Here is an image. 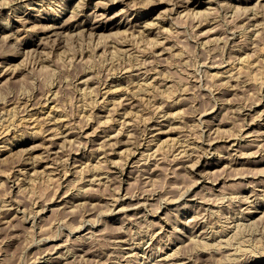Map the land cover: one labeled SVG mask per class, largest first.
I'll use <instances>...</instances> for the list:
<instances>
[{"label":"rangeland","instance_id":"rangeland-1","mask_svg":"<svg viewBox=\"0 0 264 264\" xmlns=\"http://www.w3.org/2000/svg\"><path fill=\"white\" fill-rule=\"evenodd\" d=\"M1 1H2V3H1ZM3 1L6 2V0H0V4H1V8H2V9L1 8L0 9H1V11L4 12V15H2L0 17V74L1 75L5 74V75L3 76V78H0V109H1V111H0V117H1L0 118V124H1L0 127L3 126L4 123H6V124H4V126L8 130V132L10 131L9 133L11 134V136H13V134H16V135L18 134L19 138H16L12 141V143L14 142L15 144L11 143V144L7 145L8 151L5 154L0 155V211H1V213L3 212V214L0 213V264H33V263L34 264H46L47 262H48L47 264H117V263L120 264V262H121V264H153L154 262H155V264H166L169 260L164 262L161 259H162L163 255H165V254L167 255V252L169 255H170V252H171V255L175 254L177 256L178 254H180L177 257L184 255L183 256L184 259L182 257H180V258L185 260L184 262L187 261L186 263H188V264H194L197 261H198L197 262L198 264H203L201 262H204L206 264H225L226 260H227V262H226L227 264H232L231 262H229L232 260V258H233L232 262L234 264H240V263L244 264L247 261V259H249L248 263L246 262L245 264H249L252 260H255V259L260 260L261 258L264 259V255H263L264 254V246H263L264 244L261 245L262 243H264L263 242L264 239H262L263 240L262 242L260 240V237L264 238V236H262V234L264 235V219H263L264 218V214H263L264 213V191H263L264 190V162H263V160H264V153H263L264 152V148H263L264 147V145H263L264 144V142H263L264 141L263 140L264 139L263 138L264 137V121H263L264 120V110H263L264 109V106H263L264 105V97H263L264 96V61H263L264 60V55H263L264 54V23H263L264 22V8H259L260 7L259 4L256 3V4H258V5H256L255 1H253L252 3H247V0H224L222 3L221 2L222 0H221L219 2L218 1L216 2V4L219 7L215 3H207V4H205V6L203 5L201 7L195 8L194 12L190 11L188 14H186L189 16V18L186 19V17H188V16L185 17V15H184L185 12H182L184 17L183 18L181 17L182 13L181 12L179 13V10L181 11V9H179L175 5L176 0L175 1L174 0H100L101 1L100 3H102V4L98 3L97 0H88V1H86V0H79V1L78 0H70V1L69 0H63V3H62V0H52L54 3L50 0L52 2V4H51V2H49V3L44 4L43 5L44 7L42 6V8L39 5L34 7V8H38V10L27 11V10L23 9V11L26 12L28 15H29V13H31V15H32V16H30L32 24H29L28 26L23 27V26L19 25V23H15L13 21H11V24H10V22L8 23V19H7L8 16L11 18V7L13 8L16 5L17 0H9V4H8V2H6V6L4 4L5 2H3ZM133 1H135L137 3H134ZM194 1H200V0H194ZM202 1L204 3L208 2V0H202ZM10 2H11V4H10ZM57 2H59V4ZM80 2L83 5H85L86 8ZM132 2H133V4H132ZM227 2L232 3L233 6H231L232 4H229ZM67 3H69V4H67ZM95 3H98V4L96 5ZM2 4H4L5 8L2 7L3 6ZM56 4H57V6H56ZM75 4H77V5H75ZM136 4H138V5L135 6ZM220 4H224V5L228 4L229 6L226 5V7H225L224 5H220ZM235 4L241 7V11H239L240 7L236 6ZM252 4H255V6H257V8L256 7H255L256 9L254 7L252 8V6H254ZM131 5H133V6H131ZM210 5H212V7ZM58 6H62L61 7L62 9L60 8V12H58L60 14L59 16L54 14L57 12L56 10L59 8ZM76 6H78L80 9ZM80 6H83V7H80ZM129 6H131V8ZM170 6H172V7H170ZM207 6L211 7L212 10H211V8L209 9ZM230 6L232 7L233 10L231 9ZM247 6H249L248 7L249 10L250 9H253V10L249 11L248 9H245V8H247ZM52 7L53 8L55 7V8L52 9ZM73 7L75 8V10ZM236 7H238L239 9ZM261 7H262V5H261ZM44 8H45V10H44ZM258 8L260 9L259 12H258ZM172 10H174V11H172ZM204 10L206 12H204ZM207 10H209V11H207ZM245 10L246 11L248 10L247 11L248 13L244 12ZM42 11H43V13H42ZM72 11L75 12V16L70 15L73 13ZM196 11L200 12V13H198L199 16H198V14L197 15L195 14ZM234 11L236 13H233ZM46 12H47V14H46ZM83 12L85 14H83ZM90 12H91V15H90ZM98 12L100 14L102 12V14H104V15L102 16V14L100 15V14H98ZM208 12H210V13H208ZM76 13L77 14L79 13V14L77 15ZM92 13H94V15ZM190 13L193 14L195 17L193 15H191ZM243 13L248 14L249 17L246 16V14H245V16H243ZM96 14L99 15L98 16L99 19H97L98 17L96 16ZM92 15H93V17H92ZM157 15H159V18ZM252 15H255V16H252ZM257 15L259 18L256 17ZM94 16H96L97 18ZM178 16H180V17H178ZM190 16H192V17H190ZM196 16H198L199 18L197 19ZM250 16H252V18L254 17L255 20H251ZM261 16H262V18H261ZM35 17H36V19H35ZM70 17L71 18L74 17L73 20H71ZM38 18H42L41 22H39L37 20ZM88 18L91 19V22L95 21V18H96V21L99 20V21L103 22V24L104 25L106 24V26L108 28L103 29L100 32H98L99 37L98 36H94V37L89 36V38H88L89 34L77 36V38H76L75 35H73V36H72V34L70 35V33H73V32L71 30H69L70 32L67 31V33L69 32L68 36L69 37L71 36V38L69 39V37H67L65 35H63L62 38L65 37L68 39V40L66 39L67 41H69V40L70 41L67 42L65 40V38L64 39L61 38V40H63V41H61V43L58 44V46L60 45L59 47L57 46L58 41L56 42V46H55V41H53L54 36H52L51 38H53V39H51L49 37L50 36L49 34L46 35L48 37H46V36L44 37V35H43V32H44L43 26H44V24H46V22L47 23L49 22V21H47V19H50V21H51V19H55L56 21L59 20L60 23H62V22L65 23V21H66V23L68 25L70 20H71L70 23H79L78 21H80V22H82V20L86 21V20H88ZM202 19H203V23H202ZM4 20H6V21H4ZM195 20L196 21L198 20V21L196 22ZM259 20H261V21H259ZM257 21H258V23H257ZM43 22H44V24H43ZM148 22H149V24H151V22H152L153 25H151L152 26L151 29H145L144 30V26L146 24H148ZM159 22L161 24H158ZM253 22H256V23H253ZM66 23L64 25H66ZM124 23H125V25H124ZM199 23H201V26ZM35 24H37V25H35ZM155 24H156V26H155ZM245 24H247V25H245ZM254 24H256V25L254 26ZM261 24L263 27L261 26ZM39 25L42 27L38 28ZM171 25H172V28L174 27L173 29L170 27ZM177 25H178V27H177ZM197 25L199 27H197ZM257 26H259V27L257 28ZM175 27H177V29ZM246 27H248L249 29ZM252 27L254 29H256L257 31L254 30ZM159 28H161V29H159ZM198 28H200V29H198ZM259 28L261 30H258ZM262 28H263V30H262ZM1 29L2 30L6 29L5 31H7V33L10 32L11 30H14V34L11 36L12 38L9 37L10 39H8V40L3 39L4 33H2L3 31ZM23 29H25V30H23ZM169 29H170V31H169ZM250 29H253V30L250 31ZM134 30H136V31H134ZM143 30L145 32H143ZM153 30H154V32H153ZM155 30H156V32H155ZM174 30L176 32H172ZM133 31H134V33H133ZM146 31H147V33H146ZM246 31H248V32H246ZM260 31L262 32V34H260ZM136 32L141 33V34H138ZM244 32H246L245 35H244ZM257 32H259V34H260L259 37H257V34H258ZM135 33H136V37H135ZM142 33H143V35H142ZM148 33H150V34L147 35ZM155 33H157V34L160 33V34L157 35ZM255 33H257V34H255ZM15 34L17 36H15ZM132 35H134V36H132ZM42 36H43V38H42ZM141 36L143 38L146 37V39L144 38L145 41H144V39H141ZM156 36H157V38H156ZM158 36H159V38H158ZM92 37H93V39H92ZM96 37H97V39H96ZM130 37L133 38V40ZM253 37L256 40L253 39ZM17 38H19L21 41L19 40L20 41L19 42ZM40 38H41V41H40ZM72 38H74V39H72ZM129 38H130V41H128ZM147 38H148V40H147ZM154 38H156L157 41ZM165 38H167V39L162 43V41H163L162 39H165ZM16 39H17V41H16ZM43 39H44V41H43ZM45 39H48L47 42H49V43H47ZM136 39L143 40V42L141 41L142 42L141 43L140 41H138ZM150 39H153V40H150ZM90 40H95V41L91 42ZM119 40L121 43L120 42L118 43ZM131 40H132V45L130 44ZM158 40H159V42H158ZM25 41H28L30 43L36 41L37 43H41V46L38 47L37 50H32L33 48H31V47L30 48H28V47L23 48L22 43H24ZM99 41L100 42L104 41V42L100 43ZM124 41H126V42H124ZM137 41L140 42L141 45H139V43ZM50 42H51V44H50ZM52 42H54V43H52ZM62 42H64V43H62ZM98 42L100 44L99 47L96 46V45H98ZM150 42L152 43V45L155 42H158V44L162 43V45L159 44V46H156L157 43H155L154 44L155 47L153 45V48H151L152 46H149V45H151ZM255 42L257 43V45H255L256 44ZM146 43H150V44L145 49V46H147ZM14 44H16V45H14ZM53 44L55 47L53 46ZM101 44L103 46H101ZM120 44H124V45H120ZM203 44L205 45V48L208 46L207 49H205V48L201 49ZM109 45H110V47H109ZM204 45H203V47H204ZM252 45H253V47H252ZM258 45L260 46V48ZM51 46H53V47H51ZM118 46H120V47L122 46V47L120 48ZM261 46L263 48H261ZM94 47H96V48H94ZM114 47H116L117 55L112 54V53L116 54ZM123 47L125 49L124 52H123L124 49H122ZM127 47H129V48H127ZM159 47L161 48V50H159L160 49ZM257 47H258V49H256ZM93 48H94V50H93ZM117 48L121 49L122 52H121V50H119ZM147 48H149V50ZM95 49H96V51H95ZM102 49H105V50H102ZM112 49H114V50L112 51ZM133 49L134 50L137 49L136 51H133V52L135 54H140L141 57L139 55H136L132 58V56L134 54L132 52ZM162 49H163V51H162ZM164 49L166 50V52ZM15 50H17V51H15ZM92 50H93V53H96V52L97 53L92 55V52H91ZM117 50H119V51H117ZM234 50H236L237 52ZM257 50H259V51H257ZM87 51H88V53H87ZM107 51H108V53H107ZM111 51H112V53H111ZM158 51H162V52L159 53ZM101 52H103L102 53L103 56H101L102 55ZM136 52H138V53H136ZM155 52H157V54H159L160 56L157 55ZM240 52H242V53H240ZM83 53H84V55L82 56ZM118 53H119V55H118ZM120 53L122 54V56ZM127 53H129L130 56ZM246 53H247V56H248V54L250 55V56H248V58L249 59L251 58V60L254 63L256 62L255 59L259 60V61L261 60L263 62L258 61L255 64L256 67L254 66V68H252L248 71H244L245 73L244 72L243 73L246 75H243V73L241 74V75H243L242 76L243 81L240 78L241 75L235 78V79H240V80H235V79L231 78L229 81V78L227 79V77H225V76L220 77L219 78L220 80L218 78H214L215 76H213V75L215 74V72L216 73H218L220 71L223 72V70H226L232 64L236 63L239 60L238 58H240L242 56L247 57L246 55H244ZM41 54H42V56H41ZM124 54L126 56H129V57H126ZM154 54H155V56H154ZM234 54H236V57L237 56H239V57L236 58ZM256 54L260 58H257ZM43 55H45L47 58L45 56H44L45 58H43ZM231 55H232V57H229ZM113 56H116V57H113ZM71 57H72V59H70ZM254 57H255V59H254ZM39 58H40V60H39ZM128 58H130V59H128ZM229 58H233V60H229ZM41 59H43V60H41ZM131 59L137 60V62H136V60H135V62L133 61L134 65H136V63L140 64V62L142 60L141 63L144 64V66L145 65L146 66L143 67L142 64H140V65L137 64L139 67L135 66L132 70L128 69V68H132L134 66ZM149 59H151L150 60L151 62H149ZM152 59H153V61H152ZM36 60H38V61H36ZM128 60H130V61H128ZM138 60H140V61H138ZM147 60H148V63H150L151 65H149L148 63H144V62H147ZM225 60L230 61V63L226 62ZM40 61H44L47 66L45 65L44 62L42 64V62H40ZM231 61H232V63H231ZM128 63H130L131 65ZM128 65H130V67H128ZM40 66H43L44 69H42V67H40ZM257 66H258V68H257ZM35 67H37L38 70ZM39 67L41 68V70L39 69ZM125 67L127 68L128 72L131 74V76L128 72L125 71ZM135 68H136V70H135ZM138 68H139V71H138ZM31 69H34V70H32V72H31L30 71ZM150 70H152V72ZM255 72H257V74ZM155 74L157 75V77L154 76ZM249 74H252V75H249ZM90 75H92L93 77ZM146 75H147V77H146ZM253 75H256V76L252 77ZM87 76H89V77H87ZM212 76H213V78H212ZM86 77H87V81L91 82V83L87 82V83L82 85L81 80H85ZM247 77L249 79L252 78L253 80L251 79V81H250ZM254 78H255V80H254ZM146 79H147V81H149L148 83L151 82L152 85H154L151 87L152 91H150L149 89L146 88V86H145V84L147 82V81H145ZM148 79H150L151 81ZM142 80L145 84H142L143 83ZM132 81L133 82L135 81V83H133ZM221 81L223 83H225V85L226 84L227 85L225 86L224 84H222ZM160 82L161 83L163 82L162 85H165V86L160 85ZM164 82L165 83L169 82V83L165 84ZM237 82L238 83L241 82V83H239L240 86H239V84H237ZM242 82H244V83H242ZM249 82H251V83H249ZM229 83H230V85H229ZM137 84H140V86H138ZM156 84H158L159 87ZM217 84L220 86L222 85V86L221 87L217 86ZM233 85H235L237 88ZM242 85H244V87ZM82 86L86 89H84ZM97 86H98V88H97ZM155 86H156V88H155ZM78 87H82L83 90H82V88H78ZM109 87H110V89H108ZM137 87L139 89L138 91H136ZM232 87H233V89H232ZM240 87H243V88H240ZM128 88H129V90H127ZM134 88H135V90L133 92ZM89 89H91V91ZM146 89H147V92H149V93L146 92ZM154 89L155 90L157 89L156 93H155ZM230 89H232V90H230ZM109 90H110V92H108ZM140 90H142V91L140 92ZM87 91H89V92H87ZM126 92H128L129 95H128V93L126 94ZM135 92L137 93V95ZM151 92L154 94L152 95ZM55 93H57V94H55ZM139 93H140L141 97L139 96ZM87 94H88V96H87ZM142 95L143 96L146 95V97H144L145 102H146L145 98H147V96L148 97L150 96L149 98H147V100L150 103L148 101L146 102L148 104V106L146 105L144 100H142L143 99ZM120 96H121V98H122V96H124L123 98L125 100L122 98L123 102L121 103L123 105H119L120 104L119 102H121L120 100H122V99H119ZM133 96H137V97H133ZM138 96L141 98L140 100L144 103L140 102ZM153 96H156V97L154 98ZM151 97L153 98V100L150 99ZM55 98H57V99H55ZM179 98H181V99H179ZM49 99H51V101ZM109 99H112V100H109ZM44 100L46 101V103ZM95 101L97 103H95ZM110 101H116V102L114 104V102H110ZM126 101H129L130 104L132 105V107H131V105L129 106V102L127 104ZM175 102H177V103H175ZM5 103H8V104H5ZM23 103L26 105L25 107H24ZM53 103L56 105H54ZM256 103H258L259 106ZM44 104L46 105V107L44 106ZM99 104H100V106H98ZM105 104L106 105L108 104V105L105 106ZM117 104L120 107H118ZM137 104H139V105H137ZM140 104H142L143 106L145 105V106L142 107V105H140ZM52 105H54V106H52ZM92 105L93 106L96 105V108H95V106L93 107ZM113 105L114 106L116 105L117 107H115V109L114 108L112 109ZM134 105H137V106H134ZM30 106H32L33 108H30ZM56 106H60V107H56ZM89 106H90V108H88ZM215 106H216V108H215ZM2 107H3V109H2ZM4 107L8 111L7 110L5 111ZM39 107H41V108H39ZM106 107L108 109L109 108L110 109L108 110ZM138 107L140 108L139 110H137ZM28 108H30V109H28ZM55 108H56L55 111L56 112L58 111L56 113L58 115L57 117L60 118L61 115L63 116V118L61 117V120H63V123L60 122L62 125L63 124L68 125L70 123H71L70 126L73 125L72 127L69 126L72 129V131H71L72 134L70 133L69 136L66 137V139L70 138V141L72 140L71 138H73V142L69 141V143H68V139L66 141H64L65 140L64 138H59L56 140V142H58L59 146L57 145L54 149L53 148L47 149L49 143H47L45 140H43V138L40 135L36 136L37 134H31L32 130L30 129V127H32V125L29 123L20 122L19 119L21 117H23V118H21L20 120H22V119L25 120V118L30 119L31 117L33 118L35 115L36 117H34V118H36L37 121H38V119H40L39 122H42L44 115H46L47 112L49 113L50 110L55 109ZM85 108L87 109V111ZM91 108H92V110H91ZM125 108H128V109H125ZM157 108L160 109V112L157 111ZM9 109L10 110L14 109V113H15L14 117L18 116L19 118L15 119L14 117L12 118L11 115L9 116L8 115V113L10 111ZM20 109H22V111ZM130 109H132L133 112H134V110H136V111L133 113ZM2 110L4 113L2 112ZM17 110H18V112H15ZM28 110H29V112H28ZM107 110L108 111L111 110L110 113L111 114L115 113V114L113 116H111V114ZM115 110H117V111H115ZM129 110L131 111V114H129L130 113ZM210 110L211 111L213 110V111L211 112ZM41 111H42V113H41ZM60 111H63V112H60ZM79 111H80V114H79ZM92 111H94V112H92ZM126 111H127V114H123ZM214 111H216V112H214ZM260 111H263V112L261 113ZM24 112H26V114H24ZM83 112L86 113L85 115L89 119H86L87 117L84 115ZM88 112H91L92 115H91V113H88ZM96 112H98L99 118H97L98 116H97ZM141 112L142 113L144 112V113L142 114ZM204 112L205 113L207 112L206 113L207 115ZM243 112H245V113H243ZM121 113H122V115H121ZM132 113L134 115H132ZM137 113H138V116H136ZM139 113L141 115H139ZM257 113L260 114L259 115L260 117H258ZM107 114L110 115L109 116L110 118H108L109 121L106 120L108 117ZM166 114L168 115L169 119L167 118ZM169 114L172 116L169 117ZM245 114H247V115H245ZM255 114L257 116H255ZM90 115H91V117L93 116L92 117L93 119L90 117ZM120 115L122 118H120ZM125 115H127L126 116L127 118L125 117ZM251 115L255 116V117H252ZM8 116L11 118H7ZM68 116L70 119L67 118ZM103 116H104V118H103ZM135 116H136V118H135ZM37 117H38V119H37ZM41 117H42V119H41ZM64 117H65V119H64ZM94 117H95V119H94ZM111 118H112V120L110 122ZM123 118H124V120L121 121ZM171 118H173V119L175 118L174 119L175 121L174 120L172 121ZM252 118H256L255 119L256 121H254L255 123L252 121ZM12 119L13 120L15 119V121H12ZM68 120L72 121V122L69 123ZM114 120L118 121V123ZM129 120H130V122H129L130 125L128 124ZM97 121H99L101 123H98ZM107 121L109 122L108 125H107V123H108ZM131 121H133V122L131 123ZM150 121H152V122H150ZM10 122H11V124H10ZM17 122H20L23 126ZM65 122L68 124H66ZM104 122L105 123L107 122V123L104 124ZM175 122H176V124H175ZM121 123H123V124H121ZM201 123L202 124L204 123V124L201 125ZM97 124H99V125H97ZM6 125H8V126L11 125V127L10 126L8 127ZM27 125H29L30 127L28 126L29 127L28 128ZM59 126H61V125L59 124ZM75 126H76V128H75ZM127 126H128V128H127ZM210 126H211V128H210ZM44 127L41 126L40 129L43 130V128H44V130H47L48 128H50L48 125H44ZM96 127L101 128V129L98 130V128H96ZM120 127H122L121 131H123V130L124 131L127 130V131H125V133L120 131L121 134H119L120 132L114 133L115 129L116 128L119 129ZM214 127L216 129H214ZM252 127H254V128H252ZM94 128H96V129H94ZM111 128H113L114 132L112 131ZM74 129L77 131H75ZM102 129L105 132H103ZM117 129H116V132L120 130V129L119 130H117ZM145 129H146V131H145ZM212 129H213V131H212ZM245 129H246V131H245ZM258 129H259V131H258ZM129 130H130V132H129ZM251 130H253V131H251ZM260 130L262 131L261 134H260ZM73 131H75L77 133V136H75L76 133ZM144 131L148 134H146V133H145L146 135L143 134ZM201 131L204 133L201 134ZM211 131H212V133H211ZM248 131L251 134H252V132H254V134H252L253 135L252 137L245 138V137H247L246 135H247ZM257 131H258V133H257ZM92 132L96 133L98 135L93 134ZM110 132L112 135L118 134L117 135L118 137L114 135L116 137V138H114V140L118 139L117 142H119V143H116V144L119 146H121V144H122V146L119 147V146H116V144H115L114 145L115 147H114L112 145L114 148L112 146L107 148L106 155H104L105 152L99 147L100 146L99 145L100 144L99 137L97 138L96 136H102V135L108 134ZM127 132H128V135H127ZM217 132L220 136L222 135V137L224 139H228V140H226V142H225V140L222 137L217 135ZM241 132H243L242 135H244V134L245 135L242 136L240 134L239 138H238L237 134H239ZM88 133L92 134V136L89 135ZM214 133H216V135ZM100 134H102V135H100ZM21 135H22V137H21ZM31 135L32 136L34 135V137H32ZM153 135L155 137L157 136L156 137L157 140H155V141H157L156 143L159 144V142L161 140L160 144L164 147L163 148L161 146L163 148V151H162V148L156 147L157 150L155 152L154 151H152V152L148 151L147 152V145L153 139V137H154ZM180 135H182V137ZM235 135L237 137H235ZM93 136L96 138H94ZM146 136H148V137H146ZM210 136H212V138H210ZM215 136H217V138ZM230 136H232V137H230ZM124 137H125V139L126 138L128 139V140L126 139L127 140L126 143L124 141ZM149 137H150V139H149ZM205 137L207 139L209 137V139H208L209 141ZM120 138H123L122 141L124 144L121 142ZM130 138H132V139H130ZM144 138H146V140ZM85 139H87V141ZM88 139H89V141H88ZM148 139H149V141H148ZM183 139H185V140L188 139L187 140L188 144L186 142L184 145L183 143L185 141ZM203 139L205 141H203ZM251 139L256 140V142H254L255 147L254 146L251 147L252 150L258 149L256 151V152H258V154L255 153V155L257 154L256 156H254V153H253L255 151H253L252 154H251V152L249 154V150L246 148L247 146L242 147V145H247V142L250 143ZM92 140L95 142V143L93 142L94 144L91 142ZM211 140H217V141H214V142L212 141L213 142L212 143V142H210ZM41 141H45V143L41 142ZM128 141H130V142L128 143ZM131 141L133 142V144L134 143H136V144H134V146H133ZM141 141L143 142V146H142ZM96 142H97V144H96ZM162 142H164L165 144L164 143L162 144ZM224 142L226 143V145L227 144L228 145L226 146ZM231 143H234V144H231ZM260 143L262 144L263 147H261ZM44 144H47V146ZM60 144H63V145H60ZM196 144H198V145H196ZM96 145H98V146H96ZM181 145H182V147H181ZM183 145H184V148H183ZM218 145H220V146H218ZM229 145H232V149L230 148L231 146L229 147ZM60 146H62V148ZM95 146H96V148H95ZM190 146H191V148H190ZM194 146H196V147H194ZM204 146L207 148V151H206V148H204ZM208 146L209 147L212 146L211 150ZM257 146L258 147L260 146L261 148L260 147L259 148L261 150L259 148H256ZM125 147H126V149H125ZM131 147H133V148H131ZM201 147H202V149H201ZM228 147L230 149H228ZM241 147H242V149H241ZM9 148H10V150H9ZM97 148H98V150H97ZM123 148L125 151L124 153L122 152ZM127 148H131L133 150L136 149L135 151H137V152H135L131 149H127ZM177 148H178V150H177ZM180 148L183 149V150H181L182 153L180 152ZM187 148H188V150H187ZM192 148H193V151H192ZM216 148H217V150H216ZM233 148H234V150H233ZM262 148H263V151H262ZM95 149H96V151H95ZM99 149L102 150L103 152L100 151ZM158 149H159V151H158ZM196 149H198V151ZM240 149H241V151L243 149H245V150L240 152ZM251 149H250V151H252ZM56 150L57 151L59 150L60 152L59 151L57 152ZM116 150L119 152H117ZM127 150L130 151V154L132 155V157ZM141 150H142V152H141ZM144 150H146L145 152H147V153H145ZM176 150L178 151V153H180L179 156H178V153L175 152ZM208 150H210V151H208ZM229 150H230V152H229ZM52 151H54V152H52ZM91 151L93 152V154L91 153ZM108 151H111L114 156L112 155L111 152H108ZM188 151H191V154H189L190 152L188 153ZM225 151H226V153H225ZM244 151H245L246 155L244 154ZM101 152L104 154H102ZM153 152L156 153L157 155L158 154H160V155L158 157H157V155H156V157H154L155 154ZM193 152H194V155L192 154ZM196 152L197 153L199 152L200 155H198ZM204 152H206V153H204ZM231 152H233V153H231ZM99 153L102 155V157H101V155H99ZM120 153H121V155H120ZM133 153L135 155V159H134ZM228 153L230 155L232 154L231 157ZM247 153L249 154L248 156H247ZM56 154H57V156H56ZM116 154H118V155H116ZM195 154H197V155H195ZM201 154H203V156H201ZM204 154L207 156H205ZM236 154H237V156H236ZM243 154H244V156H243ZM39 155L44 156V157L40 158L41 156L39 157ZM65 155H68L67 157H69V156L70 157L66 159ZM183 155L186 156L185 160L183 158L184 157ZM191 155L193 157H191ZM46 156L49 157V160H47ZM172 156H174L175 158L173 157L174 159H172ZM189 156H190V158H188ZM220 156H221V158H220ZM241 156H243V158H241ZM249 156H250V158H252V160L249 158ZM64 157H65V159H64ZM75 157H77V159ZM108 157H110V158H108ZM127 157H129V158H127ZM143 157H145V158H143ZM151 157H153V158H151ZM180 157L183 159H181ZM198 157L199 158L203 157V158L202 159L200 158V160H198L199 159ZM34 158H35V161H34ZM39 158L41 159V161H42V159H44V161L40 163ZM86 158H88V159H86ZM94 158H95V160H94ZM97 158L101 162L106 161L105 164L101 163L99 160H97ZM177 158H179V159L177 160ZM30 159L32 160L31 162L34 164H35V162H39V163L35 164V165H37L36 166L37 170L38 169L41 170V171L38 170L39 171L38 176L35 175L37 177H35L34 175L30 176L31 173H29V172L33 173L34 170L28 166L26 167V165H25L26 161H30ZM68 159H70L71 162ZM89 159H90V162H89ZM109 159H111L112 162ZM127 159H129V160H127ZM66 160H67V162H65ZM113 160H114V162L116 160L117 165L116 164L112 165V163H114ZM118 160L121 162H118ZM135 160H137V161H135ZM141 160L143 163L140 162ZM143 160L144 161L148 160L149 165H148V163H144ZM255 160H257V161H255ZM68 161L70 162L69 163L70 165L68 164ZM83 161H85V162L87 161L88 164L84 165L85 162L83 163ZM126 161H128L129 163ZM182 161L184 164L182 163ZM188 161H189V163H188ZM197 161H200V162H197ZM207 161H209V162H207ZM230 161H231V163H230ZM249 161H250V163H249ZM58 162L60 163V166H58L59 165ZM73 162L74 163L79 162V163H77L78 165L76 166L75 165L76 163L74 164ZM232 162L234 165L232 164ZM47 163H50L51 166ZM61 163L64 167L61 165ZM190 163H191V165H192V163L193 164L194 163H197V164L201 163V164H198V165L196 164V168L190 169V167H191ZM205 163H207V164H205ZM243 163H245V164L243 165ZM81 164H83L82 166L84 168L81 166ZM95 164H98V165H95ZM215 164H217V165H215ZM44 165H49L48 169L51 168L50 172L48 169H46L47 172L45 173V171L43 170ZM87 165L89 166L90 170H89V168L88 169L86 168V167H88ZM100 165H102V166L100 167ZM178 165H179V167H182V168H179ZM184 165L185 166L190 165V166L189 167L186 166V168H184L185 167ZM65 166L68 168V170H66L67 168ZM71 166H74V167H71ZM98 166L100 168H98ZM143 166H144V168H143ZM225 166H227V167H225ZM60 167H63V168L61 169ZM78 167H79V169L82 168L85 170L84 171H82V169L77 170ZM18 168L20 169V172H19ZM58 168H60V169H58ZM148 168H150V170ZM25 169L28 173H26ZM52 169L54 170V173L51 174V172H53V171H51ZM64 169H65V171H64ZM151 169H153V171H151ZM187 169L188 170L190 169V170L188 171ZM21 170L23 173H21ZM59 170H61L60 171L61 173L59 172ZM95 170H97V171H95ZM144 170L145 171L147 170V174H145L146 172ZM69 171H70V173H66ZM141 171H142V173H141ZM209 171H211L210 174H209ZM42 172L45 175H42L43 174ZM100 172H101L102 176L100 175ZM199 172H201V173H199ZM25 173H26V175H25ZM111 173H113V174H111ZM59 174H60V177H59ZM66 174H68V175H66ZM47 175L52 177V178L48 177ZM94 175L95 176L99 175V177L101 176L102 178H97ZM122 175H123V177H122ZM57 176L59 177V179H56ZM147 177L150 179H148ZM64 178H66V179H64ZM103 178H105V179H103ZM197 178L198 179L201 178L202 181H201V179L199 181ZM20 179L23 180L25 182V184ZM26 179H28V180H26ZM30 179H32V180L30 181ZM36 179H37V181H36ZM39 179H41V180H39ZM50 179L52 181H50ZM13 180H14V183H13ZM17 180L18 181L20 180V182L18 183ZM87 180H89L88 182H90L92 184L89 183V185H88V182H86ZM94 180H96V181H94ZM203 180H204V182H203ZM26 181H27V183H26ZM34 181H36V183ZM101 181H103V182H101ZM95 183H96V185H94ZM195 183H197V185H195ZM26 184H28V185H26ZM30 184H31V186H34V187H31ZM15 185H16V187H14ZM22 186H23L24 191H22ZM26 186L27 187L30 186V189L27 188ZM78 188L80 189L81 192H83L82 194ZM83 189H85V190H83ZM76 190H77V192H76ZM84 191H86V192H84ZM183 191L185 192V194L187 193L186 191H188V193H187L188 195L187 194L185 195L184 193H182ZM249 191H252V192H249ZM79 192H80V195H78ZM229 192H232V193L229 194ZM258 192L261 194H256ZM74 194H75V196H74ZM65 195H66V197H64ZM132 195H133V197H132ZM134 195L135 196L137 195V196L135 197ZM138 195H139V197H138ZM192 195H196V196H192ZM223 195H224V197H223ZM227 195H229V196L227 197ZM87 196H89V197H87ZM180 196H182V197L180 198ZM183 196H184V198H183ZM234 196L237 197L238 199L235 200ZM238 196H240V197H238ZM80 197H81V199H80ZM219 197L221 199L222 198L223 199L221 200ZM226 197H227V200H229V199L230 200L225 201ZM245 197L249 200L245 199ZM251 197H252V200H251ZM116 198H118V199H116ZM189 198H191V199H189ZM217 198H219V199H217ZM231 198H233V200H231ZM241 198H242V200L244 199V201L247 200L249 202L246 201L247 202L246 203V202L242 201ZM72 199H74V200L76 199L75 201L73 200L75 202V204L72 201ZM123 199H125V200H123ZM181 199H182V203H181ZM184 199H186V201ZM205 199L207 200V202H205L206 201ZM82 200L86 201V204H84V202ZM239 200H240V203H239ZM137 201H139V202H137ZM215 201L217 204L214 203ZM220 201H222L221 206L219 204ZM77 202H78V204H77ZM130 202H132V203H130ZM63 203H66V204H63ZM68 203H69L70 207L68 206ZM81 203L83 204V206ZM113 203H115V204H113ZM133 203H135V204L133 205ZM183 203L186 204V207ZM231 203H232V205H231ZM76 204H77V207H75ZM80 204H81V206H80ZM188 204H189V206H188ZM251 204L254 205V207ZM10 205H12V206H10ZM63 205H64V207H63ZM73 205H75V206H73ZM197 205L200 206V208ZM3 206L5 209H7L6 210L7 212L5 211L4 208L1 209V207H3ZM71 206L75 210H76V208H79L80 211H79V209H78V211H74V212H77L74 215V212H73V209ZM208 206H210V207H208ZM229 206H230V210H231L230 212L228 210ZM11 207H13V208H11ZM17 207L19 209L20 208L21 209L19 210ZM110 207L113 209H111ZM125 207H127V208L124 209ZM221 207H223V208H221ZM241 207H242L243 211H242V209H240ZM40 208H41V210H40ZM45 208H46V211H45ZM69 208L71 209V211ZM160 208H161V210H160ZM173 208H175V209H173ZM192 208H194V209H192ZM212 208H214V209H212ZM250 208L252 209V211L248 212L249 210H251ZM256 208H258V209L255 210ZM17 209H18V211H17ZM38 209H39V211L37 212ZM197 209L199 210V212L202 213V215H204V217L202 215H200L201 213H199V214L196 213L198 211ZM201 209H203V210H201ZM8 210H10V212ZM15 210L17 211V213ZM43 210L45 212H43ZM64 210L66 211V216H64V214H65ZM193 210H195V211H193ZM208 210L209 211L212 210L211 213ZM219 210H220V212H219ZM67 211L69 213H67ZM184 211H186V212H184ZM213 211H218V213L217 212L215 213ZM225 211H227V212H225ZM236 211H241V212L236 213ZM244 211H247V212H244ZM39 212H41V213H39ZM82 212H84V213H82ZM156 212H159V213H156ZM206 212H207V214H206ZM224 212L227 215L230 214V217H229V215L227 216ZM14 213L16 214V216L13 215ZM182 213H183V215H182ZM7 214L9 216H11L12 218L9 217ZM68 214H71V216L69 217ZM157 214H159V215H157ZM261 214H263L262 218L260 217ZM40 215L42 218L40 217ZM82 215H84V216L82 217ZM87 215H89V216L86 217ZM213 215H215V216H213ZM239 215H240V217L241 216L242 217L240 218ZM199 216H200V218H199ZM205 216H207V217H205ZM38 217H40L41 219L40 218L38 219ZM64 217H65V219H64ZM159 217H161V218H159ZM191 217H194L195 219L193 221H190L189 219H191V220L193 219ZM212 217L214 219H212ZM249 217H250V219H247ZM9 218H11V219H9ZM81 218H82V221H81ZM206 218L208 221L204 220ZM229 218H230V221H227V220H229ZM231 218L233 220H231ZM239 218H240L241 222H240ZM258 218H261L260 222H257ZM6 219H9V221H7ZM217 219L220 222V225H218L219 222H217ZM253 219L256 221H253ZM145 220H147L148 222ZM165 220H166V222H165ZM175 220L177 223L175 222ZM195 220H197L198 223ZM209 220H210V222H209ZM212 220H213V222H211ZM187 221H188V223H187ZM249 221L252 222V223L250 222L251 225H250ZM192 222H194L196 224L193 225ZM232 222H233V224L234 223L235 224L234 225L229 224ZM242 222H244L245 224H243ZM246 222H248V223H246ZM253 222L256 223V225ZM36 223H38V224H36ZM211 223L213 225H211ZM226 223H228V224L226 225ZM175 225H176L177 230L173 229V228H175ZM188 225H189V227H188ZM228 226L230 229L227 228ZM236 226H238L239 228ZM242 226H245V227H242ZM253 226H256V228L258 226V228L256 229ZM161 227H164V228L161 229ZM206 227H209V228H206ZM247 227H249L248 228L249 230L247 229ZM241 228H243L245 230H243ZM42 229H43V231H42ZM182 229H184V230H182ZM234 229H236V232ZM178 230H180V231H178ZM188 230H190L191 232L190 231L188 232ZM200 230H201V232H200ZM213 230H214V232H213ZM230 230H231V233L233 235L230 233ZM233 230H234V232H232ZM239 230H243V232L240 231L242 233V235H241V233H238ZM250 230H252V232L254 234L252 232H250ZM254 230H258L257 233H259V231H261L260 234H258V236H256L257 238L254 236L255 232H256V231L254 232ZM119 231H121L120 235H119ZM182 231H185V232H182ZM192 231H193V233H192ZM221 231L223 233H225L224 234L225 236L223 235V233ZM226 231H228V232H226ZM90 232L93 233L94 236H92L93 234H91ZM211 232L214 233V235L211 234ZM138 233L140 236H138ZM196 233L198 235V240H201V242L197 241L198 244L196 246H194L196 244L195 242L197 240ZM202 233H204V234H202ZM229 233L231 236L229 235ZM236 233L238 234L237 236H239V237H237V239H239L237 241H236V238L234 237V234H236ZM257 233H256V235H257ZM151 234L152 235L156 234V235H154L155 236L154 237V236H151ZM199 234L201 236H199ZM216 234L219 235V237L218 236L216 237ZM243 234H244V236H243ZM248 234L251 235V238ZM137 236H138V238H137ZM149 236H151V237H149ZM192 236L194 238H196L195 242H194V238ZM203 236H206V237H203ZM126 237H127V240H126ZM129 237L131 239H129ZM143 237H145L144 239H146V240H144ZM191 237H192V239H189ZM208 237H210V238H208ZM222 237H223V239L229 238V240L227 239V240L223 241ZM245 237H246V239H245ZM47 238H49V239H47ZM139 238H140V240H139ZM155 239H156V241H155ZM169 239H170V242H169ZM187 239H189L191 241L193 240L192 243H191V241H189V242L196 249L188 243ZM213 239H214V242L216 241L215 244L217 243V244H219V246L216 244L217 246L215 245V246L211 247V245H214ZM231 239H233V240H231ZM240 239L241 240L244 239V240L240 241ZM247 239H248V241H245ZM249 240H250V242H249ZM256 240L257 241L259 240L260 243H259V241L257 242ZM120 241H122V242H120ZM134 241L136 243H134ZM139 241H141V242H139ZM171 241H173V242H171ZM205 241H208V244ZM226 241L229 244L225 243ZM231 241H233V243L236 246H238V244H239L241 248L245 245L244 246L245 248L243 247L244 250L243 249L240 250L239 247H238L239 250L238 249L236 250V248H235L236 246L234 244H232ZM244 241H245V243H240V242H244ZM115 242H117L118 244ZM202 242L206 243L207 245L203 244ZM255 242L257 245L255 244ZM129 243H130V245H129ZM133 243L135 244V246ZM146 243H148L147 244L148 246L146 245ZM149 243L150 244L152 243V244L150 245ZM182 243H184L183 246L181 245ZM186 243H188L190 246H187L188 244H186ZM221 243H223V244L225 243L224 248H222L223 244H221ZM246 243H247V245H246ZM250 243H251V246H250ZM139 244H140V246H139ZM154 244H156V245H154ZM59 245H61V246H59ZM118 245H119V247H118ZM198 245H199V247H198ZM203 245L207 246L206 248H208L209 250L207 249L208 250L207 251L206 249H204L205 246L203 247ZM228 245L230 247H228ZM122 246H124V247H122ZM128 246H130L132 248L134 247L133 250L130 251V253L132 255L128 253L130 256L127 255V252H126L127 250L124 249ZM160 246L162 247L164 252L162 251ZM178 246H181L182 249ZM208 246H210L211 248H209ZM247 246H249V248ZM254 246L255 247L258 246L257 248H259L260 250L255 248ZM156 247L161 249V250L157 249ZM174 247H177V248H174ZM216 247H217V249H219L218 247H220L223 252L220 251V249H219V251L217 250L218 251L217 252ZM233 247L235 248L236 253H234ZM55 248H56V250H55ZM246 248H248V250ZM41 249H42V251H44V250L49 251V253H46L45 251L42 252ZM66 249H68V250H66ZM154 249L158 252H156ZM173 249L175 252L173 251ZM194 249L196 251L197 250L198 251L196 252ZM250 249H252V250L254 249V250L252 251ZM256 249H257V251H256ZM202 250H204V251L206 250V251L202 252ZM261 250H262V252H258ZM50 251H52L53 253ZM176 251L178 253H176ZM226 251H227V253H226ZM229 251H230V253H229ZM231 251H233V253H231ZM240 251H243L244 254L239 253ZM111 252H112V254H110ZM113 252L115 254H113ZM120 252H122L121 253L122 256L118 255V254H120ZM123 252L125 253V255ZM210 252H212V253H210ZM219 252L222 255H219L218 254ZM250 252L251 253L255 252V253L253 255V253L251 254ZM41 253L42 254L46 253V254L42 255ZM68 253L70 254V256ZM206 253L211 254L210 256L208 255L209 258L206 257L207 256ZM225 253L227 254V256L230 254L228 258L226 257ZM257 253L260 254L261 256H259ZM60 254H62V255L64 254L63 256H66V257H63ZM144 254L146 256H144ZM154 254L157 256H155ZM188 254H189V256H186ZM215 254H216V256H215ZM190 255H191V257H190ZM243 255H244V257H243ZM245 255H246V257H245ZM262 255H263V257H262ZM60 256H61V258H60ZM138 256H140L139 259L136 258ZM199 256H200V259H201V257L202 258L204 257L203 258L204 260L201 259L202 261H200ZM250 256H252V257H250ZM36 257H39V258L36 259ZM115 257H117V258H115ZM122 257H123V259L120 260V258H122ZM210 257H211V259H210ZM222 257L226 258V259L224 258V260H225L224 262H223ZM230 257H232V258H230ZM238 257L239 258L241 257L242 260H241V258L239 259ZM51 258L52 259L55 258L54 261H52ZM62 258H64V259H62ZM151 258L153 260H151ZM205 258H208V260L206 259V261H205ZM220 258H222V260ZM236 258H238V260H241L240 263L238 262V260ZM38 259H40V260H38ZM41 259H42V261H41ZM117 259H119L120 262ZM212 259H213V263H212ZM228 259H231V260H228ZM34 260H35V262H34ZM146 260H148V261H146ZM195 260H196V262H195ZM221 261H222V263H219ZM143 262H145V263H143ZM170 262L173 264L174 261L170 260L168 262V264H171Z\"/></svg>","mask_w":264,"mask_h":264},{"label":"bare ground","instance_id":"bare-ground-1","mask_svg":"<svg viewBox=\"0 0 264 264\" xmlns=\"http://www.w3.org/2000/svg\"><path fill=\"white\" fill-rule=\"evenodd\" d=\"M51 1H52V0H51ZM51 1H50V0H48V1H47V0H17L16 5H15L13 8L11 7V18L8 16V18H7V19H8V23L10 22V24H11V21H13V22H15V23H19V25H21V26H23V27H26V26H28L29 24H32V23H31V18H30V16H32L31 13H29V15H28L26 12L23 11V9H25V10H27V11H29V10H38V8H34V7L37 6V5H39V6H41V8H42V6H43L44 4L49 3V2H51ZM69 1H70V0H69ZM78 1H79V0H78ZM86 1H88V0H86ZM86 1H85V2H86ZM97 1H98V3L101 2L100 0H97ZM174 1H175V0H174ZM217 1L219 2V1H221V0H208V2H205V3H204L202 0H200V1H194V0H193V1H192V0H176V1H175V2H176L175 5H176L179 9H181V11L178 9V10H179V13H180V12H181V13H182V12H185L184 15H185V17H186V16H188V15H186V14H188L190 11H193V12H194L195 8H197V7H201V6H203V5L205 6V4H207V3H215V4H216ZM223 1H224V0H222L221 2L223 3ZM253 1H255V4H256V3L259 4V6H260L259 8H264V6H263V5H264V0H247V3H252ZM3 2H5V1H3ZM6 2H8V4H9V0H6ZM6 2L4 3L5 6H6ZM52 2H53V1H52ZM52 2H51V4H52ZM55 2H56V1H55ZM133 2H134V3H137V2H135V1H133ZM133 2H132V4H133ZM221 2H220V3H221ZM229 2H230V1H229ZM229 2H227V3H229ZM245 2H246V1H245ZM1 3H2V1H1ZM14 3H15V2H14ZM53 3H54V2H53ZM57 3L59 4V2H57ZM62 3H63V0H62ZM78 3H79V2H78ZM80 3H81V2H80ZM98 3H95V4L97 5ZM172 3H173V2H172ZM225 3H226V2H225ZM233 3H234V2H233ZM4 4H2V5H3L2 7L5 8ZM8 4H7V5H8ZM10 4H11V2H10ZM67 4H69V3H67ZM81 4H82V3H81ZM100 4H102V3H100ZM229 4H232V3H229ZM237 4H238V3H237ZM242 4H243V3H242ZM255 4H252V5H254V6H252V8H253V7H254V8H255V7L257 8V6H255ZM258 4H256V5H258ZM61 5H62V4H61ZM64 5H65V4H64ZM64 5H63V6H64ZM75 5H77V4H75ZM78 5H79V4H78ZM82 5H83V4H82ZM103 5H104V4H103ZM103 5H102V6H103ZM137 5H138V4H136L135 6H137ZM150 5H151V4H150ZM216 5H217V4H216ZM220 5H224V4H220ZM226 5H228V4H226ZM226 5H224V6L226 7ZM235 5H236V4H235ZM261 5H262V7H261ZM9 6H10V5H9ZM11 6H12V5H11ZM48 6H49V5H48ZM51 6H52V5H51ZM56 6H57V4H56ZM83 6L85 7V5H83ZM83 6H80V7H83ZM94 6H95V5H94ZM100 6H101V5H100ZM131 6H133V5H131ZM131 6H129V7L131 8ZM147 6H148V5H147ZM173 6H174V5H173ZM210 6L212 7V5H210ZM217 6H218V5H217ZM224 6H223V7H224ZM228 6H229V5H228ZM231 6H233V4H232ZM231 6H230V7H231ZM236 6H238V5H236ZM242 6H243V5H242ZM249 6H250V5H249ZM249 6H247V8H245V9H248V10H249V8H248ZM43 7H44V6H43ZM58 7H59V8L56 10L57 12L55 11L56 13H54V14H56L57 16L60 15L58 12H60V8H61L62 6H58ZM76 7H78V6H76ZM95 7H96V6H95ZM170 7H172V6H170ZM177 7H176V8H177ZM207 7H208V6H207ZM211 7H208V8L210 9ZM218 7H219V6H218ZM218 7H217V8H218ZM223 7H222V8H223ZM238 7H240V6H238ZM238 7H236V8H238ZM243 7H244V6H243ZM245 7H246V6H245ZM250 7H251V6H250ZM0 8H1V4H0ZM49 8H50V7H49ZM54 8H55V7H54ZM54 8L52 7V9H54ZM56 8H57V7H56ZM73 8H74V7H73ZM78 8H79V7H78ZM78 8H77V9H78ZM85 8H86V7H85ZM148 8H149V7H148ZM173 8H174V7H173ZM228 8H229V7H228ZM256 8H255V9H256ZM259 8H258V12H259V10H260ZM1 9H2V8H1ZM1 9H0V17H1L2 15H4V12L1 11ZM61 9H62V8H61ZM79 9H80V8H79ZM81 9H82V8H81ZM174 9H175V8H174ZM213 9H214V8H213ZM215 9H216V8H215ZM223 9H224V8H223ZM229 9H230V8H229ZM231 9H232V7H231ZM234 9H235V8H234ZM238 9H239V8H238ZM243 9H244V8H243ZM243 9H242V10H243ZM41 10H42V9H41ZM44 10H45V8H44ZM46 10H47V9H46ZM72 10H73V9H72ZM74 10H75V8H74ZM83 10H84V9H83ZM148 10H149V9H148ZM168 10H169V9H168ZM211 10H212V8H211ZM225 10H226V9H225ZM225 10H224V11H225ZM232 10H233V9H232ZM248 10H247V11H248ZM250 10H253V9H250ZM250 10H249V11H250ZM47 11H48V10H47ZM49 11H50V10H49ZM69 11H70V10H69ZM76 11H77V10H76ZM99 11H100V10H99ZM150 11H151V10H150ZM169 11H170V10H169ZM172 11H174V10H172ZM207 11H209V10H207ZM239 11H241V7H240V10H239ZM247 11L245 10L244 12H247ZM35 12H36V11H35ZM44 12H45V11H44ZM72 12H73V13L70 14V15H74V16H75V12H74V11H72ZM85 12H86V11H85ZM95 12H96V11H95ZM132 12H133V11H132ZM175 12H176V11H175ZM193 12H192V13H193ZM196 12H197V11H196ZM196 12H195L196 15H197L198 13H200V12H197V13H196ZM204 12H206V11L204 10ZM255 12H256V11H255ZM260 12H261V11H260ZM38 13H39V12H38ZM42 13H43V11H42ZM49 13H50V12H49ZM65 13H66V12H65ZM143 13H144V12H143ZM150 13H151V12H150ZM208 13H210V12H208ZM233 13H236V12L234 11ZM233 13H232V14H233ZM237 13H238V12H237ZM241 13H242V12H241ZM247 13H248V12H247ZM253 13H254V12H253ZM46 14H47V12H46ZM46 14H45V15H46ZM76 14H77V13H76ZM78 14H79V13H78ZM78 14H77V15H78ZM81 14H82V13H81ZM83 14H85V13L83 12ZM86 14H87V13H86ZM92 14L94 15V13H92ZM98 14H100V13L98 12ZM98 14H96L97 17L99 16ZM101 14H102V12H101ZM101 14H100V15H101ZM190 14H191V13H190ZM206 14H207V13H206ZM230 14H231V13H230ZM245 14H246V13H245ZM245 14L243 13V16H245ZM258 14H259V13H258ZM7 15H8V14H7ZM39 15H40V14H39ZM90 15H91V12H90ZM90 15H89V16H90ZM93 15H92V17H93ZM103 15H104V14H102V16H103ZM142 15H143V14H142ZM179 15H180V14H179ZM182 15H183V13H182ZM182 15H181V17L183 18L184 15H183V16H182ZM191 15H193V14H191ZM241 15H242V14H241ZM249 15H250V14H249ZM5 16H6V15H5ZM96 16H94V17H96ZM157 16H158V18H159V15H157ZM157 16H156V17H157ZM193 16H194V15H193ZM198 16H199V14H198ZM198 16H196L197 19L199 18ZM233 16H234V15H233ZM246 16H248V14H246ZM252 16H255V15H252ZM252 16H250L251 20H255V18H254V17L252 18ZM259 16H260V15H259ZM33 17H34V16H33ZM97 17H96V18H97ZM136 17H137V16H136ZM160 17H161V16H160ZM178 17H180V16H178ZM190 17H192V16H190ZM194 17H195V16H194ZM248 17H249V16H248ZM256 17H258V15H257ZM70 18H71V17H70ZM73 18H74V17H73ZM73 18H71V20H73ZM75 18H76V17H75ZM77 18H78V17H77ZM96 18H95V21H93V22H91V19H89V18H88V20H86V21H83V20H82V22L78 21L79 23H70V21H71V20H70L68 25H67L66 21H65L66 25H64L65 23L62 22V23H63V24H62V23L59 22V20L56 21L55 19H51V21H50V19H47V21H49L48 23L46 22V24H44V22H43V24H44V26H43V31H44V32H43V35H44V37H45L46 35L49 34V35H50V36H49L50 38H51L52 36H54V40H53V41H55V46H56V42H57V41H58L57 46H58L59 43H61V41H63V40H61V38L63 37V35L69 37V36H68V34H69V32H70L69 30H71V31L73 32V33H70V35H71V34H72V36L75 35L76 38H77V36H82V35H86V34H87V35L89 34V35H88V38H89V36H93V37H94V36H98V35H99L98 32H100L101 30L106 29V28H108V27L106 26V24L104 25L103 22H101V21H99V20L96 21ZM137 18H138V17H137ZM187 18H189V16L186 17V19H187ZM242 18H243V17H242ZM242 18H241V19H242ZM250 18H249V19H250ZM258 18H259V17H258ZM261 18H262V16H261ZM5 19H6V18H5ZM33 19H34V18H33ZM35 19H36V17H35ZM43 19H44V18H43ZM85 19H86V18H85ZM97 19H99V17H98ZM161 19H162V18H161ZM169 19H170V18H169ZM37 20H38L39 22H41L42 18H38ZM74 20H75V19H74ZM163 20H164V19H163ZM257 20H258V19H257ZM4 21H6V20H4ZM165 21H166V20H165ZM167 21H168V20H167ZM195 21H196V20H195ZM197 21H198V20H197ZM197 21H196V22H197ZM204 21H205V20H204ZM246 21H247V20H246ZM259 21H261V20H259ZM36 22H37V21H36ZM200 22H201V21H200ZM249 22H250V21H249ZM143 23H144V22H143ZM145 23H146V22H145ZM171 23H172V22H171ZM175 23H176V22H175ZM202 23H203V19H202ZM253 23H256V22H253ZM257 23H258V21H257ZM263 23H264V22H263ZM1 24H2V23H1ZM10 24H9V25H10ZM40 24H41V23H40ZM110 24H111V23H110ZM110 24H109V25H110ZM117 24H118V23H117ZM121 24H122V23H121ZM158 24H161V23L159 22ZM195 24H196V23H195ZM199 24H200V26H201V23H199ZM204 24H205V23H204ZM35 25H37V24H35ZM41 25H42V24H41ZM124 25H125V23H124ZM140 25H141V24H140ZM151 25H153V23L151 22V24H149V22H148V24H146V25L144 26V30H145V29H151V27H152ZM245 25H247V24H245ZM248 25H249V24H248ZM255 25H256V24H254V26H255ZM258 25H259V24H258ZM33 26H34V25H33ZM155 26H156V24H155ZM251 26H252V25H251ZM261 26H262V24H261ZM34 27H35V26H34ZM39 27H42V26L39 25L38 28H39ZM159 27H160V26H159ZM170 27L172 28V25H171ZM177 27H178V25H177ZM177 27H175V28L177 29ZM197 27H199V26L197 25ZM197 27H196V28H197ZM258 27H259V26H257V28H258ZM262 27H263V26H262ZM32 28H33V27H32ZM139 28H140V27H139ZM155 28H156V27H155ZM173 28H174V27H173ZM173 28H172V29H173ZM194 28H195V27H194ZM246 28H248V27H246ZM252 28H253V27H252ZM159 29H161V28H159ZM176 29H175V30H176ZM198 29H200V28H198ZM248 29H249V28H248ZM253 29H254V28H253ZM253 29H250V31L253 30ZM1 30H2V29H1ZM5 30H6V29H3V30H2V31H3L2 33H4V35H3V39H7V40H8V39H10L9 37H11V36L14 34V30H11V31L8 32V33H7V31H5ZM23 30H25V29H23ZM40 30H41V29H40ZM138 30H139V29H138ZM140 30H141V29H140ZM144 30H143V32H145ZM175 30L172 31V32H176ZM254 30H256V29H254ZM258 30H261V29L259 28ZM262 30H263V28H262ZM19 31H20V30H19ZM19 31H18V32H19ZM67 31H69V32L67 33ZM134 31H136V30H134ZM134 31H133V33H134ZM151 31H152V30H151ZM151 31H150V32H151ZM159 31H160V30H159ZM167 31H168V30H167ZM169 31H170V29H169ZM256 31H257V30H256ZM65 32H66V33H65ZM139 32H140V31H139ZM153 32H154V30H153ZM155 32H156V30H155ZM165 32H166V31H165ZM241 32H242V31H241ZM246 32H248V31H246ZM246 32H244V35H245ZM36 33H37V32H36ZM136 33H138V32H136ZM136 33H135V37H136ZM146 33H147V31H146ZM257 33H258V34H257ZM257 33H255V34H257V37H259V35L262 34L261 31H260V34H259V32H257ZM16 34H17V33H16ZM16 34H15V36H17ZM138 34H141V33H138ZM149 34H150V33H148L147 35H149ZM155 34H157V33H155ZM158 34H160V33H158ZM158 34H157V35H158ZM247 34H248V33H247ZM252 34H253V33H252ZM252 34H251V35H252ZM255 34H254V35H255ZM36 35H37V34H36ZM142 35H143V33H142ZM242 35H243V34H242ZM242 35H241V36H242ZM254 35H253V36H254ZM132 36H134V35H132ZM132 36H131V37H132ZM139 36H140V35H139ZM144 36H145V35H144ZM162 36H163V35H162ZM248 36H249V35H248ZM38 37H39V36H38ZM46 37H48V36H46ZM83 37H84V36H83ZM93 37H92V39H93ZM98 37H99V36H98ZM131 37H130V38H131ZM137 37H138V36H137ZM164 37H165V36H164ZM250 37H251V36H250ZM254 37H255V36H254ZM254 37H253V39H255ZM257 37H256V38H257ZM11 38H12V37H11ZM42 38H43V36H42ZM64 38H65V37H64ZM64 38H62V39H64ZM70 38H71V36L69 37V39H70ZM127 38H128V37H127ZM130 38H129L128 41H130ZM139 38H140V37H139ZM144 38L146 39V37H144ZM144 38L141 36V39H144ZM156 38H157V36H156ZM156 38H154V39H156ZM158 38H159V36H158ZM14 39H15V38H14ZM17 39H18V41L20 40L19 38H17ZM17 39H16V41H17ZM51 39H53V38H51ZM66 39H67V38H65V40H66ZM72 39H74V38H72ZM81 39H82V38H81ZM83 39H84V38H83ZM96 39H97V37H96ZM131 39L133 40V38H131ZM145 39H144V41H145ZM166 39H167V38L162 39V40H163L162 43H163ZM253 39H252V40H253ZM25 40H26V39H25ZM45 40H46V42H47L48 39H45ZM49 40H50V39H49ZM67 40H68V39H67ZM67 40H66V41H67ZM120 40H121V39H120ZM120 40L118 41V43L120 42ZM123 40H124V39H123ZM132 40H131V43H130L131 45H132ZM136 40H138V39H136ZM147 40H148V38H147ZM150 40H153V39H150ZM150 40H149V41H150ZM209 40H210V39H209ZM255 40H256V39H255ZM16 41H15V42H16ZM20 41H21V40H20ZM20 41H19V42H20ZM40 41H41V38H40ZM40 41H39V42H40ZM43 41H44V39H43ZM43 41H42V42H43ZM69 41H70V40H69ZM69 41H67V42H69ZM80 41H81V40H80ZM90 41L92 42V41H95V40H90ZM97 41H98V40H97ZM138 41H140V42L142 41V42H143V40H140V39H139ZM138 41H137V42H138ZM154 41H155V40H154ZM156 41H157V39H156ZM249 41H250V40H249ZM249 41H248V42H249ZM99 42H100V41H99ZM99 42H98V45H96V46H98V47H99V45H100ZM101 42H104V41H101ZM101 42H100V43H101ZM122 42H123V41H122ZM124 42H126V41H124ZM135 42H136V41H135ZM135 42H134V43H135ZM140 42H138L139 45H141V43H142V42H141V43H140ZM151 42H152V41H151ZM151 42H150V43H151ZM158 42H159V40H158ZM158 42H155V43H157L156 46H159V44L162 45V43H159V44H158ZM160 42H161V41H160ZM16 43H17V42H16ZM21 43H22V42H21ZM47 43H49V42H47ZM52 43H54V42H52ZM62 43H64V42H62ZM106 43H107V42H106ZM109 43H110V42H109ZM116 43H117V42H116ZM120 43H121V42H120ZM150 43H146L147 46H145V49H146V47H148V45H149ZM153 43H154V42H153ZM155 43H154V44H155ZM165 43H166V42H165ZM206 43H207V42H206ZM255 43H256V42H255ZM255 43H254V44H255ZM19 44H20V43H19ZM50 44H51V42H50ZM111 44H112V43H111ZM128 44H129V43H128ZM143 44H144V43H143ZM154 44H153V45H154ZM254 44H253V45H254ZM14 45H16V44H14ZM17 45H18V44H17ZM22 45H23V48H24V47H28V48L31 47V48H33L32 50H37L38 47L41 46V43H37L36 41H35V42H32V43H30V42H28V41H25L24 43H22ZM45 45H46V44H45ZM61 45H62V44H61ZM104 45H105V44H104ZM107 45H108V44H107ZM120 45H124V44H120ZM136 45H137V44H136ZM153 45H152V43H151V45H149V46H152L151 48H153ZM165 45H166V44H165ZM203 45H204V44H203ZM203 45H202V47H203ZM207 45H208V44H207ZM207 45H206V46H207ZM253 45H252V47H253ZM255 45H257V43H256ZM20 46H21V45H20ZM53 46H54V44H53ZM53 46H51V47H53ZM55 46H54V47H55ZM59 46H60V45H59ZM59 46H58V47H59ZM63 46H64V45H63ZM66 46H67V45H66ZM101 46H103V45L101 44ZM114 46H115V45H114ZM258 46H259V45H258ZM98 47H97V48H98ZM104 47H105V46H104ZM109 47H110V45H109ZM112 47H113V46H112ZM118 47H120V46H118ZM121 47H122V46H121ZM121 47H120V48H121ZM154 47H155V45H154ZM202 47H201V49H204V48H205V45H204L203 48H202ZM207 47H208V46H207ZM207 47H206L205 49H207ZM19 48H20V47H19ZM21 48H22V47H21ZM56 48H57V47H56ZM94 48H96V47H94ZM94 48H93V50H94ZM106 48H107V47H106ZM127 48H129V47H127ZM132 48H133V47H132ZM134 48H135V47H134ZM159 48H160V47H159ZM165 48H166V47H165ZM167 48H168V47H167ZM175 48H176V47H175ZM246 48H247V47H246ZM254 48H255V47H254ZM259 48H260V46H259ZM261 48H263V47L261 46ZM17 49H18V48H17ZM53 49H54V48H53ZM98 49H99V48H98ZM114 49H115V52H116V47H114ZM114 49H112V51H113ZM117 49H119V48H117ZM122 49H124V47H123ZM145 49H144V50H145ZM147 49L149 50V48H147ZM232 49H233V48H232ZM247 49H248V48H247ZM256 49H258V47H257ZM27 50H28V49H27ZM93 50L91 51V52H92V55L97 53V52H96V53H93ZM102 50H105V49H102ZM102 50H101V51H102ZM119 50H121V49H119ZM119 50H117V51H119ZM130 50H131V49H130ZM136 50H137V49H136ZM136 50L133 49L132 52H133V51H136ZM155 50H156V49H155ZM159 50H161V48H160ZM164 50H165V49H164ZM236 50H237V49H236ZM236 50H234V51H236ZM238 50H239V49H238ZM15 51H17V50H15ZM25 51H26V50H25ZM95 51H96V49H95ZM98 51H99V50H98ZM109 51H110V50H109ZM112 51H111V53H112ZM124 51H125V49L123 50V52H124ZM141 51H142V50H141ZM146 51H147V50H146ZM162 51H163V49H162ZM162 51H158V52L161 53ZM231 51H232V50H231ZM242 51H243V50H242ZM257 51H259V50H257ZM262 51H263V50H262ZM26 52H27V51H26ZM121 52H122V50H121ZM128 52H129V51H128ZM132 52H131V53H132ZM143 52H144V51H143ZM165 52H166V50H165ZM236 52H237V51H236ZM243 52H244V51H243ZM84 53H85V52H84ZM84 53L82 54V56L84 55ZM87 53H88V51H87ZM102 53H103V52H101V54H102ZM107 53H108V51H107ZM133 53H134V52H133ZM136 53H138V52H136ZM139 53H140V52H139ZM155 53L157 54V52H155ZM240 53H242V52H240ZM255 53H256V52H255ZM258 53H259V52H258ZM258 53H257V54H258ZM43 54H44V53H43ZM85 54H86V53H85ZM90 54H91V53H90ZM112 54H113V55H117V52H116V54H115V53H112ZM120 54H121V53H120ZM127 54L129 55V53H127ZM134 54H135V53H134ZM134 54H133L132 58H133L134 56H136V55H139V56L141 57L140 54H135V55H134ZM238 54H239V53H238ZM257 54H256V55H257ZM262 54H263V53H262ZM104 55H105V54H104ZM118 55H119V53H118ZM124 55H125V54H124ZM142 55H143V54H142ZM157 55H159V54H157ZM234 55H235V57H236V54H234ZM242 55H243V54H242ZM242 55H241V56H242ZM244 55L247 56V53L244 54ZM263 55H264V54H263ZM39 56H40V55H39ZM39 56H38V57H39ZM41 56H42V54H41ZM44 56H45V55H43V58L46 57V56H45V57H44ZM101 56H103V54H102ZM121 56H122V54H121ZM125 56H126V55H125ZM125 56H124V57H125ZM129 56H130V55H129ZM129 56H126V57H129ZM154 56H155V54H154ZM159 56H160V55H159ZM248 56H250V55L248 54ZM248 56H247V57L242 56V57L238 58L239 60H238L236 63L232 64V65H231L230 67H228L226 70H223V72H221V71L218 72V73L215 72V74L213 75V76H215L214 78H218V79H219L220 77L225 76V77H227V79L229 78V81H230L231 78L235 79L236 77L240 76L244 71H248V70L254 68L256 62H258L259 60H256L255 57H254V59H255V61H256V62L254 63V62L251 60V58H250V59L248 58ZM260 56H261V55H260ZM113 57H116V56H113ZM137 57H138V56H137ZM140 57H139V58H140ZM229 57H232V55L229 56ZM237 57H239V56H237ZM237 57H236V58H237ZM40 58H41V57H40ZM40 58H39V60H40ZM46 58H47V57H46ZM81 58H82V57H81ZM81 58H80V59H81ZM257 58H260V57H258V55H257ZM37 59H38V58H37ZM70 59H72V57H71ZM128 59H130V58H128ZM154 59H155V58H154ZM252 59H253V58H252ZM254 59H253V60H254ZM262 59H263V58H262ZM41 60H43V59H41ZM47 60H48V59H47ZM135 60H136V59H135ZM135 60H134V59H133V60L131 59L132 63H133V61L135 62ZM150 60H151V59H149V62H151ZM229 60H233V58H229ZM234 60H235V59H234ZM36 61H38V60H36ZM128 61H130V60H128ZM138 61H140V60H138ZM152 61H153V59H152ZM225 61H226V60H225ZM263 61H264V60H263ZM263 61L260 60L259 62H263ZM40 62H42V64H43L44 61H40ZM50 62H51V61H50ZM136 62H137V60H136ZM141 62H142V60H141ZM141 62H140V64H142ZM143 62H144V61H143ZM155 62H156V61H155ZM226 62H229V63H230V61H228V60H227ZM37 63H38V62H37ZM44 63H45V62H44ZM48 63H49V62H48ZM48 63H47V64H48ZM130 63H131V62H130ZM130 63H128V64H130ZM132 63H131V64H132ZM144 63H148V60H147V62H144ZM231 63H232V61H231ZM35 64H36V63H35ZM35 64H34V65H35ZM40 64H41V63H40ZM42 64H41V65H42ZM131 64H130V65H131ZM137 64H139V63H136V65H134V63H133L134 66H133V67L131 66L132 68H128V67H130V65H128V67H127V66H126V67H127L128 69H131V70H132L135 66H136V67L138 66ZM140 64H139V65H140ZM148 64L151 65L150 63H148ZM220 64H221V63H220ZM223 64H224V63H223ZM227 64H228V63H227ZM259 64H260V63H259ZM34 65H33V66H34ZM45 65H46V63H45ZM142 65H143V67L146 66V65L144 66V64H142ZM142 65H141V66H142ZM152 65H153V64H152ZM43 66H44V65H43ZM43 66H40V67H42V69H44ZM46 66H47V65H46ZM46 66H45V67H46ZM222 66H223V65H222ZM222 66H221V67H222ZM224 66H225V65H224ZM228 66H229V65H228ZM30 67H31V66H30ZM40 67H39V69L41 70ZM126 67H125V71L128 72V70H127ZM138 67H139V66H138ZM218 67H219V66H218ZM255 67H256V66H255ZM22 68H23V67H22ZM33 68H34V67H33ZM35 68H37V67H35ZM46 68H47V67H46ZM141 68H142V67H141ZM150 68H151V67H150ZM257 68H258V66H257ZM146 69H147V68H146ZM146 69H145V70H146ZM153 69H154V68H153ZM223 69H224V68H223ZM259 69H260V68H259ZM32 70H34V69H31L30 71L32 72ZM37 70H38V68H37ZM135 70H136V68H135ZM143 70H144V69H143ZM155 70H156V69H155ZM221 70H222V69H221ZM256 70H257V69H256ZM86 71H87V70H86ZM90 71H91V70H90ZM129 71H130V70H129ZM138 71H139V68H138ZM140 71H141V70H140ZM150 71L152 72V70H150ZM252 71H253V70H252ZM126 72H125V73H126ZM144 72H145V71H144ZM147 72H148V71H147ZM155 72H156V71H155ZM91 73H92V72H91ZM128 73H129V72H128ZM131 73H132V72H131ZM244 73H245V72H244ZM244 73H243V75H246V74H244ZM255 73L257 74V72H255ZM83 74H84V73H83ZM87 74H88V73H87ZM129 74H130V73H129ZM253 74H254V73H253ZM4 75H5V74H4ZM4 75H1V74H0V78H3ZM92 75H93V74H92ZM92 75H90V76H92ZM133 75H134V74H133ZM133 75H132V76H133ZM142 75H143V74H142ZM243 75L240 76L241 79H242V76H243ZM249 75H252V74H249ZM84 76H85V75H84ZM130 76H131V74H130ZM154 76L157 77L156 74H155ZM210 76H211V75H210ZM213 76H212V78H213ZM254 76H256V75H253L252 77H254ZM80 77H81V76H80ZM87 77H89V76H87ZM87 77H86L85 80H81V84H82V85L88 82V81H87ZM92 77H93V76H92ZM126 77H127V76H126ZM128 77H129V76H128ZM136 77H137V76H136ZM146 77H147V75H146ZM158 77H159V76H158ZM82 78H83V77H82ZM90 78H91V77H90ZM90 78H89V79H90ZM115 78H116V77H115ZM117 78H118V77H117ZM138 78H139V77H138ZM142 78H143V77H142ZM149 78H150V77H149ZM203 78H204V77H203ZM205 78H206V77H205ZM247 78H248V77H247ZM250 78H251V77H250ZM83 79H84V78H83ZM93 79H94V78H93ZM93 79H92V80H93ZM156 79H157V78H156ZM159 79H160V78H159ZM227 79H226V80H227ZM248 79H249V78H248ZM251 79H252V78H251ZM251 79H249V80L251 81ZM113 80H114V79H113ZM119 80H120V79H119ZM137 80H138V79H137ZM139 80H140V79H139ZM148 80H150V79H148ZM163 80H164V79H163ZM168 80H169V79H168ZM213 80H214V79H213ZM215 80H216V79H215ZM219 80H220V79H219ZM224 80H225V79H224ZM235 80H240V79H235ZM252 80H253V79H252ZM254 80H255V78H254ZM256 80H257V79H256ZM89 81H90V80H89ZM145 81H147V79H146ZM150 81H151V80H150ZM158 81H159V80H158ZM164 81H165V80H164ZM166 81H167V80H166ZM217 81H218V80H217ZM242 81H243V79H242ZM79 82H80V81H79ZM92 82H93V81H92ZM132 82H133V81H132ZM137 82H138V81H137ZM142 82H143V80H142ZM142 82H141V83H142ZM148 82H149V81H147L146 84L143 82L142 84H145L146 88L149 89L150 91H152V90H151V87L154 86V85H152L151 82H150V83H148ZM156 82H157V81H156ZM219 82H220V81H219ZM221 82H222V81H221ZM225 82H226V81H225ZM234 82H235V81H234ZM244 82H245V81H244ZM244 82H242V83H244ZM88 83H91V82H88ZM133 83H135V81H134ZM153 83H154V82H153ZM162 83H163V82H162ZM162 83L160 82V85H162ZM164 83H165V82H164ZM168 83H169V82H168ZM168 83H165V84H168ZM239 83H241V82H239ZM239 83L237 82V84H239ZM249 83H251V82H249ZM79 84H80V83H79ZM142 84H141V85H142ZM154 84H155V83H154ZM219 84H220V83H219ZM222 84L225 85V83H223V82H222ZM231 84H232V83H231ZM88 85H89V84H88ZM91 85H92V84H91ZM98 85H99V84H98ZM110 85H111V84H110ZM118 85H119V84H118ZM137 85L140 86V84H137ZM156 85L158 86V84H156ZM226 85H227V84H226ZM226 85H225V86H226ZM229 85H230V83H229ZM229 85H228V86H229ZM245 85H246V84H245ZM85 86H86V85H85ZM143 86H144V85H143ZM162 86H165V85H162ZM217 86H220V85L217 84ZM221 86H222V85H221ZM221 86H220V87H221ZM233 86H235V85H233ZM239 86H240V84H239ZM242 86L244 87V85H242ZM82 87H83V86H82ZM82 87H78V88H82ZM86 87H87V86H86ZM141 87H142V86H141ZM158 87H159V86H158ZM158 87H157V88H158ZM160 87H161V86H160ZM235 87H236V86H235ZM235 87H234V88H235ZM243 87H240V88H243ZM83 88H84V87H83ZM83 88H82V90H83ZM90 88H91V87H90ZM97 88H98V86H97ZM113 88H114V87H113ZM113 88H112V89H113ZM139 88H140V87H139ZM142 88H143V87H142ZM155 88H156V86H155ZM236 88H237V87H236ZM238 88H239V87H238ZM84 89H86V88H84ZM108 89H110V87H109ZM136 89H137L136 91L139 90L138 87H137ZM144 89H145V88H144ZM147 89H146V92H147ZM232 89H233V87H232ZM232 89H230V90H232ZM77 90H78V89H77ZM89 90L91 91V89H89ZM113 90H114V89H113ZM127 90H129V88H128ZM134 90H135V88L133 89V92H134ZM149 90H148V91H149ZM154 90H155V89H154ZM156 90H157V89H156ZM156 90H155V93H156ZM214 90H215V89H214ZM227 90H228V89H227ZM227 90H226V91H227ZM236 90H237V89H236ZM236 90H235V91H236ZM85 91H86V90H85ZM130 91H131V90H130ZM141 91H142V90H140V92H141ZM143 91H144V90H143ZM52 92H53V91H52ZM87 92H89V91H87ZM108 92H110V90H109ZM153 92H154V91H153ZM217 92H218V91H217ZM219 92H220V91H219ZM229 92H230V91H229ZM232 92H233V91H232ZM53 93H54V92H53ZM106 93H107V92H106ZM127 93H128V92H126V94H127ZM131 93H132V92H131ZM135 93H136V92H135ZM142 93H143V92H142ZM147 93H149V92H147ZM151 93H152V92H151ZM55 94H57V93H55ZM55 94H54V95H55ZM104 94H105V93H104ZM107 94H108V93H107ZM133 94H134V93H133ZM144 94H145V93H144ZM153 94H154V93H152V95H153ZM105 95H106V94H105ZM128 95H129V93H128ZM128 95H127V96H128ZM136 95H137V93H136ZM56 96H57V95H56ZM87 96H88V94H87ZM139 96H140V93H139ZM139 96H138V97H139ZM142 96H143V95H142ZM54 97H55V96H54ZM114 97H115V96H114ZM123 97H124V96H122V98H123ZM125 97H126V96H125ZM133 97H137V96H133ZM133 97H132V98H133ZM140 97H141V96H140ZM140 97H139V100L141 99ZM144 97H146V95L143 96V99H142V100H144ZM149 97H150V96H149ZM149 97L147 96V98H149ZM153 97L155 98L156 96H153ZM212 97H213V96H212ZM263 97H264V96H263ZM51 98H52V97H51ZM104 98H105V97H104ZM108 98H109V97H108ZM122 98H121V96H120L119 99H122ZM147 98H145V99H146V102L148 101ZM29 99H30V98H29ZM46 99H47V98H46ZM55 99H57V98H55ZM113 99H114V98H113ZM123 99H124V98H123ZM123 99L120 100L121 102H119V103H120L119 105H123V104H121V103L123 102ZM130 99H131V98H130ZM150 99L153 100L152 97H151ZM150 99H149V100H150ZM179 99H181V98H179ZM27 100H28V99H27ZM30 100H31V99H30ZM49 100L51 101V99H49ZM104 100H105V99H104ZM109 100H112V99H109ZM117 100H118V99H117ZM124 100H125V99H124ZM126 100H127V99H126ZM134 100H135V99H134ZM44 101H45V100H44ZM97 101H98V100H97ZM107 101H108V100H107ZM132 101H133V100H132ZM136 101H137V100H136ZM3 102H4V101H3ZM100 102H101V101H100ZM104 102H105V101H104ZM110 102H114V104H115L116 101H110ZM128 102H129V101H126L127 104H128ZM133 102H134V101H133ZM140 102H142V101L140 100ZM144 102H145V100H144ZM144 102H142V103H144ZM146 102H145V103H146ZM148 102H149V101H148ZM151 102H152V101H151ZM31 103H32V102H31ZM45 103H46V101H45ZM54 103H55V102H54ZM54 103H53V104H54ZM95 103H97V102L95 101ZM106 103H107V102H106ZM124 103H125V102H124ZM149 103H150V102H149ZM175 103H177V102H175ZM178 103H179V102H178ZM5 104H8V103H5ZM23 104H24V103H23ZM26 104H27V103H26ZM101 104H102V103H101ZM132 104H133V103H132ZM134 104H135V103H134ZM256 104H258V103H256ZM256 104H255V105H256ZM27 105H28V104H27ZM32 105H33V104H32ZM54 105H56V104H54ZM54 105H52V106H54ZM86 105H87V104H86ZM96 105H97V104H96ZM96 105H94L95 108H96ZM102 105H103V104H102ZM107 105H108V104H107ZM107 105L105 104V106H107ZM130 105H131V104H130V102H129V106H130ZM137 105H139V104H137ZM137 105H134V106H137ZM140 105H142V104H140ZM146 105L148 106L147 103H146ZM262 105H263V104H262ZM21 106H22V105H21ZM25 106H26V105L24 104V107H25ZM41 106H42V105H41ZM44 106L46 107L45 104H44ZM48 106H49V105H48ZM87 106H88V105H87ZM92 106H93V105H92ZM94 106H93V107H94ZM98 106H100V104H99ZM98 106H97V107H98ZM117 106H118V104H117ZM117 106H116V105H115V106L113 105V107H112V106H111V107H112V109H113V108L115 109V107H117ZM126 106H127V105H126ZM134 106H133V107H134ZM144 106H145V105H144ZM144 106L142 105V107H144ZM153 106H154V105H153ZM258 106H259V104H258ZM263 106H264V105H263ZM7 107H8V106H7ZM15 107H16V106H15ZM22 107H23V106H22ZM49 107H50V106H49ZM56 107H60V106H56ZM82 107H83V106H82ZM84 107H85V106H84ZM93 107H92V108H93ZM108 107H109V106H108ZM118 107H120V106H118ZM127 107H128V106H127ZM131 107H132V105H131ZM140 107H141V106H140ZM9 108H10V107H9ZM30 108H33V107L30 106ZM30 108H28V109H30ZM39 108H41V107H39ZM86 108H87V107H86ZM86 108H85V109H86ZM88 108H90V106H89ZM92 108H91V110H92ZM95 108H94V109H95ZM99 108H100V107H99ZM106 108H107V107H106ZM128 108H129V107H128ZM128 108H125V109H128ZM161 108H162V107H161ZM213 108H214V107H213ZM215 108H216V106H215ZM2 109H3V107H2ZM4 109H5V107H4ZM26 109H27V108H26ZM26 109H25V110H26ZM57 109H58V108H57ZM59 109H60V108H59ZM81 109H82V108H81ZM101 109H102V108H101ZM107 109H108V108H107ZM109 109H110V108H109ZM109 109H108V110H109ZM112 109H111V110H112ZM117 109H118V108H117ZM119 109H120V108H119ZM139 109H140V108L138 107L137 110H139ZM143 109H144V108H143ZM219 109H220V108H219ZM250 109H251V108H250ZM257 109H258V108H257ZM6 110H7V109H5V111H6ZM9 110H10V109H9ZM15 110H16V109H15ZM18 110H19V109H18ZM18 110L15 111V112H18ZM20 110L22 111V109H20ZM23 110H24V109H23ZM36 110H37V109H36ZM55 110H56V108L50 110L49 113L47 112V114L44 115L42 122H39L40 119H38V117H37V119H38V121H37L36 118H34V117H36L35 115H34L33 118L31 117L30 119H26V118H25V120H23V119L20 120V119L23 118V117H21V118L19 119L20 122L29 123V124L32 125V127H30L29 125H27V127L29 126L30 129L32 130V131H31V134H37L36 136L40 135V136L43 138V140H45L47 143H49L47 149H50V148H53V149H54V148L58 145V142H56V140L59 139V138H64L65 140H64V139H63V140L66 141V140L68 139V138L66 139V137H68L69 134H70L71 131H72V129L70 128V127L73 126V125L70 126V125H71L70 122H72V121H69V120H68L70 124L66 123V122H67V121H66L65 123L68 124V125H64V124L62 125L61 123H63V120H61V117L63 118V116L61 115L60 118H58V117H57L58 115L56 114L58 111L56 112ZM83 110H84V109H83ZM88 110H89V109H88ZM96 110H97V109H96ZM108 110H107V111H108ZM111 110L108 111V112L110 113ZM130 110L132 111V109H130ZM130 110H129V111H130ZM251 110H252V109H251ZM251 110H250V111H251ZM263 110H264V109H263ZM0 111H1V109H0ZM7 111H8V110H7ZM21 111H20V112H21ZM26 111H27V110H26ZM42 111H43V110H42ZM42 111H41V113H42ZM86 111H87V109H86ZM97 111H98V110H97ZM100 111H101V110H100ZM103 111H104V110H103ZM112 111H113V110H112ZM115 111H117V110H115ZM129 111H128V112H129ZM131 111H130L129 114H131ZM135 111H136V110H134V112H135ZM143 111H144V110H143ZM157 111L160 112V109L157 108ZM161 111H162V110H161ZM210 111H211V110H210ZM212 111H213V110H212ZM212 111H211V112H212ZM2 112H3V110H2ZM28 112H29V110H28ZM60 112H63V111H60ZM92 112H94V111H92ZM119 112H120V111H119ZM132 112H133V111H132ZM134 112H133V113H134ZM214 112H216V111H214ZM251 112H252V111H251ZM260 112L262 113L263 111H260ZM260 112H259V113H260ZM3 113H4V112H3ZM34 113H35V112H34ZM43 113H44V112H43ZM64 113H65V112H64ZM83 113H84V112H83ZM88 113H91V112H88ZM88 113H87V114H88ZM96 113H97V116H98V112H96ZM133 113H132V115H134ZM141 113H142V112H141ZM143 113H144V112H143ZM143 113H142V114H143ZM164 113H165V112H164ZM204 113H205V112H204ZM204 113H203V114H204ZM206 113H207V112H206ZM206 113H205V114H206ZM243 113H245V112H243ZM246 113H247V112H246ZM249 113H250V112H249ZM261 113H260V114H261ZM14 114H15V113H14V109L10 110L9 113H8V115H9V116L11 115L12 118L14 117ZM16 114H17V113H16ZM24 114H26V112H24ZM35 114H36V113H35ZM79 114H80V111H79ZM85 114H86V113H84V115H85ZM105 114H106V113H105ZM110 114H111V113H110ZM114 114H115V113H112L111 116H113ZM123 114H127V111L124 112ZM129 114H128V115H129ZM135 114H136V113H135ZM203 114H202V115H203ZM257 114H258V113H257ZM260 114H258V117H260V116H259ZM5 115H6V114H5ZM39 115H40V114H39ZM82 115H83V114H82ZM82 115H81V116H82ZM91 115H92V113H91ZM91 115H90V117H91ZM103 115H104V114H103ZM121 115H122V113H121ZM121 115H120V118H122ZM139 115H141V114L139 113ZM158 115H159V114H158ZM162 115H163V114H162ZM166 115H167V114H166ZM202 115H201V116H202ZM206 115H207V114H206ZM216 115H217V114H216ZM245 115H247V114H245ZM3 116H4V115H3ZM9 116H8L7 118H11V117H9ZM37 116H38V115H37ZM42 116H43V115H42ZM78 116H79V115H78ZM85 116H86V115H85ZM88 116H89V115H88ZM97 116H96V117H97ZM100 116H101V115H100ZM107 116H108V117H107L106 120H108V118H110V117H109L110 115L107 114ZM123 116H124V115H123ZM126 116H127V115H125V117H126ZM129 116H130V115H129ZM136 116H138V113H137ZM136 116H135V118H136ZM142 116H143V115H142ZM142 116H141V117H142ZM164 116H165V115H164ZM170 116H172V115L169 114V117H170ZM201 116H200V117H201ZM203 116H204V115H203ZM214 116H215V115H214ZM249 116H250V115H249ZM251 116H252V115H251ZM255 116H257V115L255 114ZM255 116H252V117H255ZM261 116H262V115H261ZM4 117H5V116H4ZM86 117H87V116H86ZM92 117H93V116H92ZM92 117H91V118H92ZM174 117H175V116H174ZM0 118H1V117H0ZM5 118H6V117H5ZM14 118H15V119H16V118L18 119L19 117H18V116H17V117L15 116ZM28 118H29V117H28ZM67 118H69V116H68ZM97 118H99V116H98ZM103 118H104V116H103ZM126 118H127V117H126ZM132 118H133V117H132ZM161 118H162V117H161ZM167 118H168V115H167ZM167 118H166V119H167ZM176 118H177V117H176ZM250 118H251V117H250ZM256 118H257V117H256ZM256 118H252V121H253V122L256 121V120H255ZM2 119H3V118H2ZM15 119H14V120L12 119V121H15ZM41 119H42V117H41ZM64 119H65V117H64ZM69 119H70V118H69ZM86 119H89V118L87 117ZM92 119H93V118H92ZM94 119H95V117H94ZM116 119H117V118H116ZM129 119H130V118H129ZM166 119H165V120H166ZM168 119H169V118H168ZM171 119H172V121H173L175 118H174V119L171 118ZM178 119H179V118H178ZM212 119H213V118H212ZM253 119H254V120H253ZM257 119H258V118H257ZM259 119H260V118H259ZM6 120H7V119H6ZM104 120H105V119H104ZM106 120H105V121H106ZM111 120H112V118L110 119V122H111ZM117 120H118V119H117ZM119 120H120V119H119ZM123 120H124V118H123L121 121H123ZM125 120H126V119H125ZM132 120H133V119H132ZM134 120H135V119H134ZM153 120H154V119H153ZM12 121H11V122H12ZM17 121H18V120H17ZM88 121H89V120H88ZM108 121H109V120H108ZM108 121H107V122H108ZM114 121H116V120H114ZM174 121H175V120H174ZM177 121H178V120H177ZM201 121H202V120H201ZM201 121H200V122H201ZM263 121H264V120H263ZM5 122H6V121H5ZM11 122H10V124H11ZM20 122H17V123H20ZM60 122H61V123H60ZM97 122H98V123H101V122H99V121H97ZM107 122H106V123H107ZM116 122L118 123V121H116ZM129 122H130V120L128 121V124L130 125ZM132 122H133V121H131V123H132ZM150 122H152V121H150ZM150 122H149V123H150ZM212 122H213V121H212ZM212 122H211V123H212ZM259 122H260V121H259ZM3 123H4V122H3ZM7 123H8V122H7ZM73 123H74V122H73ZM106 123L104 122V124H106ZM156 123H157V122H156ZM159 123H160V122H159ZM173 123H174V122H173ZM254 123H255V122H254ZM4 124H6V123H4ZM4 124H3V126H4ZM8 124H9V123H8ZM23 124H24V123H23ZM59 124H60L61 126H59ZM74 124H75V123H74ZM104 124H103V125H104ZM108 124H109V122L107 123V125H108ZM119 124H120V123H119ZM121 124H123V123H121ZM175 124H176V122H175ZM203 124H204V123H203ZM203 124L201 123V125H203ZM251 124H252V123H251ZM0 125H1V124H0ZM12 125H13V124H12ZM18 125H19V124H18ZM20 125H22V124L20 123ZM25 125H26V124H25ZM25 125H24V126H25ZM44 125H48L50 128L47 127L48 129H47V130H44V128L46 127V126L44 127ZM97 125H99V124H97ZM107 125H106V126H107ZM134 125H135V124H134ZM151 125H152V124H151ZM213 125H214V124H213ZM213 125H212V126H213ZM247 125H248V124H247ZM254 125H255V124H254ZM256 125H257V124H256ZM3 126L0 127V137H1V138H0V155H3V154H5V153L8 151V149H7V145L11 144L12 141H13L14 139L19 138V135H18V134H17V135H16V134H13V136H11V134L9 133L10 131L8 132V130L5 128V126H4V127H3ZM6 126H8V125H6ZM9 126L11 127V125H9ZM9 126H8V127H9ZM14 126H15V125H14ZM22 126H23V125H22ZM41 126L44 127L43 130L40 129ZM69 126H70V127H69ZM101 126H102V125H101ZM149 126H150V125H149ZM154 126H155V125H154ZM217 126H218V125H217ZM249 126H250V125H249ZM25 127H26V126H25ZM29 127H28V128H29ZM215 127H216V126H215ZM215 127H214V129H216ZM257 127H258V126H257ZM14 128H15V127H14ZM75 128H76V126H75ZM96 128H98V127H96ZM96 128H94V129H96ZM103 128H104V127H103ZM121 128H122V127L119 128L120 130L116 128L117 130H119V131H117V132H116V129H115V132L113 131V128H111V129H112V131H113L114 133H119V132L121 131ZM127 128H128V126H127ZM130 128H131V127H130ZM146 128H147V127H146ZM149 128H150V127H149ZM174 128H175V127H174ZM210 128H211V126H210ZM217 128H218V127H217ZM252 128H254V127H252ZM258 128H259V127H258ZM9 129H10V128H9ZM99 129H101V128H98V130H99ZM105 129H106V128H105ZM131 129H132V128H131ZM155 129H156V128H155ZM160 129H161V128H160ZM205 129H206V128H205ZM205 129H204V130H205ZM218 129H219V128H218ZM74 130H75V129H74ZM78 130H79V129H78ZM11 131H12V130H11ZM75 131H77V130H75ZM75 131H73V132H75ZM94 131H95V130H94ZM94 131H93V132H94ZM100 131H101V130H100ZM102 131H103V129H102ZM110 131H111V130H110ZM125 131H127V130H125ZM125 131L123 130V131H121V132H124V133H125ZM145 131H146V129H145ZM145 131H144L143 134L146 133ZM147 131H148V130H147ZM212 131H213V129H212ZM212 131H211V133H212ZM221 131H222V130H221ZM245 131H246V129H245ZM251 131H253V130H251ZM258 131H259V129H258ZM258 131H257V133H258ZM93 132H92V133H93ZM96 132H97V131H96ZM103 132H105V131H103ZM121 132H120L119 134H121ZM129 132H130V130H129ZM151 132H152V131H151ZM218 132H219V131H218ZM218 132H217V135H219ZM255 132H256V131H255ZM261 132H262V131L260 130V134H261ZM11 133H12V132H11ZM16 133H17V132H16ZM75 133H76V132H75ZM81 133H82V132H81ZM100 133H101V132H100ZM106 133H107V132H106ZM114 133H113V134H114ZM131 133H132V132H131ZM153 133H154V132H153ZM153 133H152V134H153ZM202 133H204V132L201 131V134H202ZM219 133H220V132H219ZM242 133H243V132L237 134L238 138H239V135H240V134L242 135ZM246 133H247V132H246ZM21 134H22V133H21ZM71 134H72V133H71ZM88 134L92 136V134H90V133H88ZM93 134H96V133H93ZM129 134H130V133H129ZM133 134H134V133H133ZM146 134H148V133H146ZM146 134H145V135H146ZM207 134H208V133H207ZM214 134L216 135V133H214ZM252 134H254V132H252ZM252 134L248 131V133H247V135H246L247 137H245V138L252 137V136H253ZM262 134H263V133H262ZM23 135H24V134H23ZM96 135H98V134H96ZM100 135H102V134H100ZM114 135H115V134H114ZM114 135H112L111 132H110V133L105 134V135H102V136H96L97 138L99 137V142H100V144H99L100 146H99V147L105 152V154H104V153H102L103 151L99 149L100 151H102V152H101L102 154L106 155L107 148H109V147L112 146V145L114 146L116 143H119V142H117L118 139H117V140H114V138H116L115 136H117L118 134L115 135V136H114ZM123 135H124V134H123ZM127 135H128V132H127ZM130 135H131V134H130ZM130 135H129V136H130ZM157 135H158V134H157ZM203 135H204V134H203ZM203 135H202V136H203ZM244 135H245V134H244ZM244 135H242V136H244ZM24 136H25V135H24ZM29 136H30V135H29ZM31 136H32V135H31ZM40 136H39V137H40ZM71 136H72V135H71ZM75 136H77V133H76ZM75 136H74V137H75ZM83 136H84V135H83ZM119 136H120V135H119ZM151 136H152V135H151ZM151 136H150V137H151ZM153 136H154V135H153ZM159 136H160V135H159ZM159 136H158V137H159ZM180 136L182 137V135H180ZM208 136H209V135H208ZM213 136H214V135H213ZM219 136H220V135H219ZM237 136L235 135V137H237ZM257 136H258V135H257ZM21 137H22V135H21ZM25 137H26V136H25ZM32 137H34V135H33ZM39 137H38V138H39ZM79 137H80V136H79ZM84 137H85V136H84ZM93 137H94V136H93ZM96 137H94V138H96ZM117 137H118V136H117ZM130 137H131V136H130ZM146 137H148V136H146ZM150 137H149V139H150ZM156 137H157V136H156ZM156 137L154 136L153 139L148 143V145H147V152H148V151H149V152H150V151H151V152H152V151L155 152V151L157 150L156 147H158V148H162V147H163V146L160 144L161 140H160L159 144L156 143V142H157V141H155V140H157ZM215 137L217 138V136H215ZM220 137H222V135H221ZM230 137H232V136H230ZM233 137H234V136H233ZM77 138H78V137H77ZM81 138H82V137H81ZM85 138H86V137H85ZM90 138H91V137H90ZM90 138H89V139H90ZM205 138H206V137H205ZM210 138H212V136H210ZM222 138H223V137H222ZM242 138H243V137H242ZM263 138H264V137H263ZM35 139H36V138H35ZM71 139H72L71 141L73 142V138H71ZM83 139H84V138H83ZM89 139H88V141H89ZM120 139H121V142L123 143V141H122L123 138H120ZM126 139H127V138H126ZM126 139H125V137H124V141H125V143H126V141L128 140V139H127V140H126ZM130 139H132V138H130ZM142 139H143V138H142ZM142 139H141V140H142ZM144 139L146 140V138H144ZM149 139H148V141H149ZM158 139H159V138H158ZM206 139H207V138H206ZM208 139H209V137H208ZM208 139H207V140H208ZM218 139H219V138H218ZM223 139H224V138H223ZM235 139H236V138H235ZM85 140L87 141V139H85ZM93 140H94V139H93ZM93 140L91 141L92 143L94 142ZM145 140H144V141H145ZM183 140L185 141V142L183 143L184 145H185L186 142H187V144H188V141H187L188 139H187V140L183 139ZM219 140H220V139H219ZM221 140H222V139H221ZM224 140H225V142H226V140H228V139H224ZM236 140H237V139H236ZM245 140H246V139H245ZM263 140H264V139H263ZM19 141H20V140H19ZM45 141H41V142H44V143H45ZM64 141H63V142H64ZM69 141H70V138L68 139V143H69ZM71 141H70V142H71ZM132 141H133V140H132ZM132 141H131V143H132V145L134 146V144H136V143L133 144ZM134 141H135V140H134ZM163 141H164V140H163ZM181 141H182V140H181ZM203 141H205V140L203 139ZM203 141H202V142H203ZM208 141H209V140H208ZM212 141L214 142V141H217V140H211L210 142H212ZM240 141H241V140H240ZM16 142H17V141H16ZM63 142H62V143H63ZM129 142H130V141H128V143H129ZM135 142H136V141H135ZM141 142H142V141H141ZM141 142H140V143H141ZM213 142H212V143H213ZM225 142H224V143H225ZM231 142H232V141H231ZM246 142H247V141H246ZM254 142H256V140H255V139H253V140L251 139L250 143L247 142V145H242V144H241V145H242V147H243V146H244V147L247 146L246 148L249 150V154H250V152H251V154H252V152L255 151V152H253V153H254V156H256V155L258 154V152H256L258 149H257V150H256V149H255V150H252V149H251L252 146L255 147ZM257 142H258V141H257ZM259 142H260V141H259ZM263 142H264V141H263ZM13 143H14V142H13ZM13 143H12V144H13ZM59 143H60V142H59ZM66 143H67V142H66ZM86 143H87V142H86ZM94 143H95V142H94ZM94 143H93V144H94ZM163 143H164V142H162V144H163ZM14 144H15V143H14ZM63 144H64V143H63ZM63 144H60V145H63ZM88 144H89V143H88ZM96 144H97V142H96ZM123 144H124V143H123ZM138 144H139V143H138ZM164 144H165V143H164ZM208 144H209V143H208ZM231 144H234V143H231ZM235 144H236V143H235ZM244 144H245V143H244ZM256 144H257V143H256ZM44 145L47 146V144H44ZM144 145H145V144H144ZM184 145H183V148H184ZM194 145H195V144H194ZM196 145H198V144H196ZM201 145H202V144H201ZM225 145H226V143H225ZM227 145H228V144H227ZM227 145H226V146H227ZM241 145H240V146H241ZM260 145H261V147H263L261 143H260ZM263 145H264V144H263ZM58 146H59V145H58ZM96 146H98V145H96ZM96 146H95V148H96ZM113 146H112V147H113ZM116 146H119V145L116 144ZM121 146H122V144H121ZM121 146H119V147H121ZM129 146H130V145H129ZM142 146H143V142H142ZM161 146H162V147H161ZM216 146H217V145H216ZM218 146H220V145H218ZM222 146H223V145H222ZM230 146H231V147H230ZM9 147H10V146H9ZM12 147H13V146H12ZM43 147H44V146H43ZM60 147L62 148V146H60ZM99 147H98V148H99ZM114 147H115V146H114ZM114 147H113V148H114ZM137 147H138V146H137ZM140 147H141V146H140ZM181 147H182V145H181ZM187 147H188V146H187ZM194 147H196V146H194ZM199 147H200V146H199ZM208 147H209V146H208ZM211 147H212V146H211ZM211 147H209L210 150H211ZM223 147H224V146H223ZM229 147L232 149V145H229ZM229 147H228V149H230ZM242 147H241V149H242ZM259 147H260V146H259ZM259 147L257 146L256 148H259ZM261 147H260V148H261ZM45 148H46V147H45ZM98 148H97V150H98ZM116 148H117V147H116ZM116 148H115V149H116ZM131 148H133V147H131ZM131 148H127V149H131ZM163 148H164V147H163ZM163 148H162V151H163ZM185 148H186V147H185ZM190 148H191V146H190ZM190 148H189V149H190ZM197 148H198V147H197ZM204 148H206V147L204 146ZM224 148H225V147H224ZM236 148H237V147H236ZM236 148H235V149H236ZM260 148H259V149H260ZM263 148H264V147H263ZM263 148H262V151H263ZM47 149H46V150H47ZM56 149H57V148H56ZM125 149H126V147H125ZM201 149H202V147H201ZM241 149H240V152H242L243 150H245V149H243V150L241 151ZM247 149H246V150H247ZM250 149H251L252 151H250ZM9 150H10V148H9ZM131 150H133V149H131ZM135 150H136V149H135ZM135 150H133V151H135ZM177 150H178V148H177ZM177 150L175 151L176 153H178ZM181 150H183V149L180 148V152L182 153ZM187 150H188V148H187ZM196 150L198 151V149H196ZM204 150H205V149H204ZM210 150H208V151H210ZM214 150H215V149H214ZM214 150H213V151H214ZM216 150H217V148H216ZM233 150H234V148H233ZM238 150H239V149H238ZM260 150H261V149H260ZM56 151H57V150H56ZM58 151H59V150H58ZM58 151H57V152H58ZM93 151H94V150H93ZM95 151H96V149H95ZM111 151H112V150H111ZM111 151H108V152H111ZM116 151H117V150H116ZM127 151H128L129 154H130V151H129V150H127ZM139 151H140V150H139ZM145 151H146V150H144V152H145ZM158 151H159V149H158ZM162 151H161V152H162ZM184 151H185V150H184ZM192 151H193V148H192ZM206 151H207V148H206ZM235 151H236V150H235ZM48 152H49V151H48ZM52 152H54V151H52ZM59 152H60V151H59ZM98 152H99V151H98ZM117 152H119V151H117ZM120 152H121V151H120ZM122 152H123V153L125 152V151H124V148H123V151H122ZM135 152H137V151H135ZM141 152H142V150H141ZM147 152H145V153H147ZM154 152H153V153H154ZM189 152H190V153H189ZM219 152H220V151H219ZM229 152H230V150H229ZM247 152H248V151H247ZM49 153H50V152H49ZM91 153L93 154L92 151H91ZM95 153H96V152H95ZM111 153H112V152H111ZM123 153H122V154H123ZM145 153H144V154H145ZM188 153L191 154V151H188ZM196 153H197V152H196ZM202 153H203V152H202ZM204 153H206V152H204ZM215 153H216V152H215ZM225 153H226V151H225ZM231 153H233V152H231ZM255 153H257V154L255 155ZM263 153H264V152H263ZM82 154H83V153H82ZM127 154H128V153H127ZM136 154H137V153H136ZM138 154H139V153H138ZM144 154H143V155H144ZM154 154H155L154 157H156L157 154H156V153H154ZM154 154H153V155H154ZM161 154H162V153H161ZM179 154H180V153H178V156H179ZM192 154L194 155V152H193ZM197 154L200 155L199 152H198ZM197 154H195V155H197ZM228 154H229V153H228ZM238 154H239V153H238ZM244 154H245V151H244ZM244 154H243V156H244ZM249 154L247 153V156H248ZM49 155H50V154H49ZM52 155H53V154H52ZM54 155H55V154H54ZM58 155H59V154H58ZM69 155H70V154H69ZM78 155H79V154H78ZM89 155H90V154H89ZM99 155H101V154L99 153ZM112 155H113V153H112ZM116 155H118V154H116ZM120 155H121V153H120ZM130 155H131V154H130ZM133 155H134V153H133ZM145 155H146V154H145ZM149 155H150V154H149ZM153 155H152V156H153ZM159 155H160V154H158L157 157H158ZM173 155H174V154H173ZM187 155H188V154H187ZM204 155H205V154H204ZM208 155H209V154H208ZM216 155H217V154H216ZM229 155H230V154H229ZM229 155H228V156H229ZM231 155H232V154H231ZM231 155H230V157H231ZM245 155H246V154H245ZM40 156H41V155H39V157H40ZM56 156H57V154H56ZM65 156H66V159L70 157V156L67 157L68 155H65ZM71 156H72V155H71ZM83 156H84V155H83ZM92 156H93V155H92ZM113 156H114V155H113ZM113 156H112V157H113ZM183 156H184V155H183ZM183 156H182V157H183ZM201 156H203V154H201ZM205 156H207V155H205ZM236 156H237V154H236ZM238 156H239V155H238ZM243 156H241V158H243ZM261 156H262V155H261ZM30 157H31V156H30ZM32 157H33V156H32ZM37 157H38V156H37ZM37 157H36V158H37ZM42 157H44V156H41L40 158H42ZM46 157H47V160H49V157H48V156H46ZM61 157H62V156H61ZM88 157H89V156H88ZM96 157H97V156H96ZM99 157H100V156H99ZM101 157H102V155H101ZM101 157H100V158H101ZM104 157H105V156H104ZM104 157H103V158H104ZM131 157H132V155H131ZM138 157H139V156H138ZM140 157H141V156H140ZM173 157H174V156H172V159L175 158V157H174V158H173ZM185 157H186V156L183 157L184 160H185ZM191 157H193V156L191 155ZM196 157H197V156H196ZM234 157H235V156H234ZM40 158H39V159H40ZM58 158H59V157H58ZM75 158L77 159V157H75ZM90 158H91V157H90ZM103 158H102V159H103ZM108 158H110V157H108ZM121 158H122V157H121ZM124 158H125V157H124ZM127 158H129V157H127ZM143 158H145V157H143ZM151 158H153V157H151ZM180 158H181V157H180ZM183 158H181V159H183ZM188 158H190V156H189ZM194 158H195V157H194ZM198 158H199V157H198ZM200 158H201V157H200ZM200 158H199L198 160H200ZM202 158H203V157H202ZM202 158H201V159H202ZM220 158H221V156H220ZM249 158H250V156H249ZM32 159H33V158H32ZM50 159H51V158H50ZM64 159H65V157H64ZM86 159H88V158H86ZM134 159H135V155H134ZM149 159H150V158H149ZM158 159H159V158H158ZM162 159H163V158H162ZM162 159H161V160H162ZM178 159H179V158H177V160H178ZM196 159H197V158H196ZM196 159H195V160H196ZM224 159H225V158H224ZM228 159H229V158H228ZM232 159H233V158H232ZM232 159H231V160H232ZM250 159L252 160V158H250ZM24 160H25V159H24ZM26 160H27V159H26ZM45 160H46V159H45ZM47 160H46V161H47ZM60 160H61V159H60ZM68 160H70V159H68ZM74 160H75V159H74ZM81 160H82V159H81ZM83 160H84V159H83ZM94 160H95V158H94ZM97 160H99V159L97 158ZM97 160H96V161H97ZM109 160H111V159H109ZM123 160H124V159H123ZM127 160H129V159H127ZM151 160H152V159H151ZM159 160H160V159H159ZM233 160H234V159H233ZM239 160H240V159H239ZM257 160H258V159H257ZM257 160H255V161H257ZM259 160H260V159H259ZM262 160H263V159H262ZM31 161H32V160L30 159V161H26V164H25V163H24V164L26 165V167L28 166V167H30V168H32V169L34 170L33 173H32V172H29V173H31L30 176H32V175H34V176L37 175V176H38V173H39V171H41V170L38 169V170H39V171H38V170H37V167H36L37 165H35V164H37V163H39V162H35V164H34V163H32ZM34 161H35V158H34ZM43 161H44V159H42V161H41V159H40V163L43 162ZM46 161H45V162H46ZM77 161H78V160H77ZM99 161H100V160H99ZM135 161H137V160H135ZM138 161H139V160H138ZM143 161H144V160H143ZM145 161H146V160H145ZM145 161H144V163H148V160H147L146 162H145ZM156 161H157V160H156ZM217 161H218V160H217ZM236 161H237V160H236ZM24 162H25V161H24ZM27 162H28V163H27ZM45 162H44V163H45ZM47 162H48V161H47ZM63 162H64V161H63ZM63 162H62V163H63ZM65 162H67V160H66ZM70 162H71V160H70ZM70 162L68 161V164H69ZM79 162H80V161H79ZM79 162H77V163H79ZM81 162H82V161H81ZM84 162H85V161H83V163H84ZM89 162H90V159H89ZM97 162H98V161H97ZM100 162H101V161H100ZM100 162H99V163H100ZM105 162H106V161H103V162H101V163H104V164H105ZM111 162H112V160H111ZM111 162H110V163H111ZM113 162H114V160H113ZM118 162H121V161L118 160ZM126 162H128V161H126ZM133 162H134V161H133ZM133 162H132V163H133ZM140 162H142V160H141ZM140 162H139V163H140ZM151 162H152V161H151ZM158 162H159V161H158ZM179 162H180V161H179ZM192 162H193V161H192ZM197 162H200V161H197ZM207 162H209V161H207ZM233 162H234V161H233ZM233 162H232V164H233ZM237 162H238V161H237ZM237 162H236V163H237ZM263 162H264V160H263ZM58 163H59V162H58ZM62 163H61V165H62ZM73 163H74V162H73ZM75 163H76V162H75ZM75 163H74V164H75ZM77 163L75 164L76 166L78 165ZM99 163H98V164H99ZM101 163H100V164H101ZM128 163H129V162H128ZM142 163H143V162H142ZM176 163H177V162H176ZM180 163H181V162H180ZM180 163H179V164H180ZM182 163H183V161H182ZM188 163H189V161H188ZM230 163H231V161H230ZM234 163H235V162H234ZM241 163H242V162H241ZM246 163H247V162H246ZM249 163H250V161H249ZM257 163H258V162H257ZM24 164H23V165H24ZM47 164H49V165L51 166L50 163H47ZM64 164H65V163H64ZM68 164H67V165H68ZM86 164H88L87 161L85 162L84 165H86ZM98 164H95V165H98ZM113 164H116V160H115L114 163H112V165H113ZM154 164H155V163H154ZM183 164H184V163H183ZM186 164H187V163H186ZM196 164H197V163H194V164L192 163V165H191V163H190V165H191L190 169H191V168H192V169L196 168ZM198 164H201V163H198ZM198 164H197V165H198ZM205 164H207V163H205ZM210 164H211V163H210ZM226 164H227V163H226ZM228 164H229V163H228ZM244 164H245V163H243V165H244ZM255 164H256V163H255ZM258 164H259V163H258ZM20 165H21V164H20ZM38 165H39V164H38ZM42 165H43V164H42ZM49 165H44L43 170L45 171V173L47 172L46 169H48ZM69 165H70V164H69ZM82 165H83V164H81V166H82ZM90 165H91V164H90ZM95 165H94V166H95ZM116 165H117V164H116ZM124 165H125V164H124ZM128 165H129V164H128ZM128 165H127V166H128ZM143 165H144V164H143ZM148 165H149V163H148ZM190 165H189V166H190ZM215 165H217V164H215ZM215 165H214V166H215ZM233 165H234V164H233ZM58 166H60V163H59ZM58 166H57V167H58ZM62 166H63V165H62ZM87 166H88V165H87ZM101 166H102V165H100V167H101ZM182 166H183V165H182ZM184 166H185V165H184ZM186 166H187V165H186ZM186 166H185L184 168H186ZM189 166H187V167H189ZM229 166H230V165H229ZM236 166H237V165H236ZM63 167H64V166H63ZM63 167H60V168L62 169ZM65 167H66V166H65ZM71 167H74V166H71ZM82 167H83V166H82ZM100 167L98 166V168H100ZM117 167H118V166H117ZM141 167H142V166H141ZM145 167H146V166H145ZM152 167H153V166H152ZM178 167H179V165H178ZM201 167H202V166H201ZM204 167H205V166H204ZM225 167H227V166H225ZM40 168H41V167H40ZM60 168H58V169H60ZM66 168H67V167H66ZM83 168H84V167H83ZM86 168L88 169L89 166L86 167ZM91 168H92V167H91ZM143 168H144V166H143ZM179 168H182V167H179ZM179 168H178V169H179ZM228 168H229V167H228ZM230 168H231V167H230ZM18 169H19V168H18ZM41 169H42V168H41ZM50 169H51V168H50ZM50 169H48L49 172H50ZM58 169H57V170H58ZM80 169H82V168H80ZM80 169H79V167L77 168V170H80ZM96 169H97V168H96ZM111 169H112V168H111ZM118 169H119V168H118ZM123 169H124V168H123ZM146 169H147V168H146ZM148 169L150 170V168H148ZM190 169H189V170H190ZM197 169H198V168H197ZM208 169H209V168H208ZM22 170H23V169H22ZM22 170H21V173H23ZM43 170H42V171H43ZM57 170H56V171H57ZM66 170H68V168H67ZM70 170H71V169H70ZM75 170H76V169H75ZM84 170H85V169H82V171H84ZM89 170H90V168H89ZM93 170H94V169H93ZM142 170H143V169H142ZM149 170H148V171H149ZM187 170H188V169H187ZM189 170H188V171H189ZM25 171H26V169H25ZM25 171H24V172H25ZM31 171H32V170H31ZM51 171H53V172H51V174L54 173V170H53V169H52ZM60 171H61V170H59V172H60ZM64 171H65V169H64ZM95 171H97V170H95ZM144 171H145V170H144ZM144 171H143V172H144ZM151 171H153V169H151ZM151 171H150V172H151ZM192 171H193V170H192ZM19 172H20V169H19ZM57 172H58V171H57ZM57 172H56V173H57ZM145 172H146V173H145ZM145 172H144V173L147 174V170H146ZM150 172H149V173H150ZM207 172H208V171H207ZM26 173H28V172L26 171ZM26 173H25V175H26ZM40 173H41V172H40ZM42 173H43V172H42ZM56 173H55V174H56ZM60 173H61V172H60ZM64 173H65V172H64ZM66 173H70V171H69V172H66ZM73 173H74V172H73ZM75 173H76V172H75ZM81 173H82V172H81ZM106 173H107V172H106ZM141 173H142V171H141ZM192 173H193V172H192ZM192 173H191V174H192ZM199 173H201V172H199ZM210 173H211V171H209V174H210ZM49 174H50V173H49ZM71 174H72V173H71ZM109 174H110V173H109ZM111 174H113V173H111ZM150 174H151V173H150ZM189 174H190V173H189ZM202 174H203V173H202ZM23 175H24V174H23ZM42 175H45V174L43 173ZM53 175H54V174H53ZM61 175H62V174H61ZM66 175H68V174H66ZM72 175H73V174H72ZM95 175H96V174H95ZM95 175H94V176H95ZM100 175H101V172H100ZM104 175H105V174H104ZM104 175H103V176H104ZM106 175H107V174H106ZM142 175H143V174H142ZM192 175H193V174H192ZM200 175H201V174H200ZM17 176H18V175H17ZM27 176H28V175H27ZM37 176H35V177H37ZM47 176H48V175H47ZM101 176H102V175H101ZM101 176L99 177V175H98V176H95V177H97V178H102ZM108 176H109V175H108ZM204 176H205V175H204ZM236 176H237V175H236ZM239 176H240V175H239ZM242 176H243V175H242ZM245 176H246V175H245ZM13 177H14V176H13ZM48 177H50V176H48ZM59 177H60V174H59ZM59 177L57 176L56 179H59ZM92 177H93V176H92ZM122 177H123V175H122ZM149 177H150V176H149ZM15 178H16V177H15ZM15 178H14V179H15ZM27 178H28V177H27ZM38 178H39V177H38ZM50 178H52V177H50ZM62 178H63V177H62ZM97 178H96V179H97ZM106 178H107V177H106ZM147 178H148V177H147ZM204 178H205V177H204ZM11 179H12V178H11ZM28 179H29V178H28ZM28 179H26V180H28ZM32 179H33V178H32ZM32 179H30V181H31ZM64 179H66V178H64ZM89 179H90V178H89ZM91 179H92V178H91ZM103 179H105V178H103ZM103 179H102V180H103ZM123 179H124V178H123ZM148 179H150V178H148ZM197 179H198V178H197ZM200 179H201V178H200ZM200 179H198V180L200 181ZM242 179H243V178H242ZM20 180H21V179H20ZM20 180H19V181L17 180L18 183L20 182ZM24 180H25V179H24ZM39 180H41V179H39ZM39 180H38V181H39ZM47 180H48V179H47ZM106 180H107V179H106ZM110 180H111V179H110ZM244 180H245V179H244ZM10 181H11V180H10ZM17 181H16V182H17ZM21 181L24 182L23 180H21ZM36 181H37V179H36ZM36 181H34V182L36 183ZM50 181H52V180L50 179ZM88 181H89V180H87L86 182H88ZM94 181H96V180H94ZM107 181H108V180H107ZM111 181H112V180H111ZM111 181H110V182H111ZM199 181H198V182H199ZM201 181H202V179H201ZM207 181H208V180H207ZM91 182H92V181H91ZM101 182H103V181H101ZM198 182H197V183H198ZM203 182H204V180H203ZM13 183H14V180H13ZM26 183H27V181H26ZM89 183H90V182H88V185H89ZM123 183H124V182H123ZM197 183H195V185H197ZM24 184H25V182H24ZM90 184H92V183H90ZM16 185H17V184H16ZM16 185H15L14 187H16ZM18 185H19V184H18ZM26 185H28V184H26ZM34 185H35V184H34ZM94 185H96V183H95ZM101 185H102V184H101ZM24 186H25V185H24ZM30 186H31V184H30ZM30 186H29V187L26 186V187L30 189ZM191 186H192V185H191ZM31 187H34V186H31ZM192 187H193V186H192ZM262 187H263V186H262ZM27 188H26V189H27ZM80 188H81V187H80ZM78 189H79V188H78ZM78 189H77V190H78ZM81 189H82V188H81ZM186 189H187V188H186ZM13 190H14V189H13ZM18 190H19V189H18ZM77 190H76V192H77ZM83 190H85V189H83ZM188 190H189V189H188ZM20 191H21V190H20ZM20 191H19V192H20ZM22 191H24V190H23V186H22ZM79 191H80V189H79ZM189 191H190V190H189ZM255 191H256V190H255ZM263 191H264V190H263ZM80 192H81V191H80ZM80 192L78 193V195H80ZM84 192H86V191H84ZM186 192L188 193V191H186ZM191 192H192V191H191ZM249 192H252V191H249ZM249 192H248V193H249ZM82 193H83V192H81V194H82ZM182 193L185 194L184 191H183ZM187 193H186V194H187ZM230 193H232V192H229V194H230ZM238 193H239V192H238ZM254 193H255V192H254ZM184 194H183V195H184ZM186 194H185V195H186ZM226 194H227V193H226ZM234 194H235V193H234ZM236 194H237V193H236ZM243 194H244V193H243ZM256 194H261V193L258 192V193H256ZM262 194H263V193H262ZM185 195H184V196H185ZM187 195H188V194H187ZM231 195H232V194H231ZM231 195H230V196H231ZM249 195H250V194H249ZM74 196H75V194H74ZM125 196H126V195H125ZM125 196H124V197H125ZM129 196H130V195H129ZM129 196H128V197H129ZM134 196H135V195H134ZM136 196H137V195H136ZM136 196H135V197H136ZM184 196H183V198H184ZM192 196H196V195H192ZM219 196H220V195H219ZM225 196H226V195H225ZM228 196H229V195H227V197H228ZM232 196H233V195H232ZM244 196H245V195H244ZM64 197H66V195H65ZM82 197H83V196H82ZM87 197H89V196H87ZM120 197H121V196H120ZM122 197H123V196H122ZM132 197H133V195H132ZM138 197H139V195H138ZM138 197H137V198H138ZM181 197H182V196H180V198H181ZM223 197H224V195H223ZM227 197H226V199L224 198L225 201L227 200ZM234 197H235V196H234ZM234 197H233V198H234ZM238 197H240V196H238ZM248 197H249V196H248ZM257 197H258V196H257ZM68 198H69V197H68ZM70 198H71V197H70ZM76 198H77V197H76ZM118 198H119V197H118ZM118 198H116V199H118ZM187 198H188V197H187ZM195 198H196V197H195ZM195 198H194V199H195ZM219 198H220V197H219ZM219 198H217V199H219ZM233 198H231V200H233ZM243 198H244V197H243ZM249 198H250V197H249ZM260 198H261V197H260ZM66 199H67V198H66ZM78 199H79V198H78ZM80 199H81V197H80ZM85 199H86V198H85ZM116 199H115V200H116ZM120 199H121V198H120ZM131 199H132V198H131ZM133 199H134V198H133ZM139 199H140V198H139ZM177 199H178V198H177ZM189 199H191V198H189ZM220 199H221V198H220ZM222 199H223V198H222ZM222 199H221V200H222ZM236 199H238V198L235 197V200H236ZM245 199H247V198L245 197ZM67 200H68V199H67ZM73 200H74V199H72V201H73ZM75 200H76V199H75ZM75 200H74V201H75ZM123 200H125V199H123ZM184 200L186 201V199H184ZM205 200H206V199H205ZM205 200H204V201H205ZM229 200H230V199H229ZM229 200H227V201H229ZM241 200H242V198H241ZM247 200H249V199H247ZM247 200H246V201H247ZM251 200H252V197H251ZM261 200H262V199H261ZM68 201H69V200H68ZM72 201H71V202H72ZM74 201H73V202H74ZM82 201H83V200H82ZM116 201H117V200H116ZM118 201H119V200H118ZM131 201H132V200H131ZM175 201H176V200H175ZM177 201H178V200H177ZM179 201H180V200H179ZM225 201H224V202H225ZM242 201H244V199H243ZM246 201H244V202H246ZM262 201H263V200H262ZM78 202H79V201H78ZM78 202H77V204H78ZM83 202H84V204H86V201H83ZM109 202H110V201H109ZM134 202H135V201H134ZM137 202H139V201H137ZM183 202H184V201H183ZM202 202H203V201H202ZM205 202H207V200H206ZM218 202H219V201H218ZM221 202H222V201H220V203H219L220 206H221ZM231 202H232V201H231ZM236 202H237V201H236ZM244 202H243V203H244ZM247 202H249V201H247ZM247 202H246V203H247ZM259 202H260V201H259ZM51 203H52V202H51ZM66 203H67V202H66ZM66 203H63V204H66ZM117 203H118V202H117ZM130 203H132V202H130ZM181 203H182V199H181ZM199 203H200V202H199ZM203 203H204V202H203ZM214 203H216V201H215ZM239 203H240V200H239ZM46 204H47V203H46ZM74 204H75V202H74ZM77 204H76V206H75V205H73V206L77 207ZM81 204H82V203H81ZM81 204H80V206H81ZM108 204H109V203H108ZM110 204H111V203H110ZM113 204H115V203H113ZM113 204H112V205H113ZM134 204H135V203H133V205H134ZM183 204H184V203H183ZM189 204H190V203H189ZM189 204H188V206H189ZM216 204H217V203H216ZM222 204H223V203H222ZM229 204H230V203H229ZM233 204H234V203H233ZM244 204H245V203H244ZM257 204H258V203H257ZM262 204H263V203H262ZM112 205H111V206H112ZM184 205H185V207H186V204H184ZM192 205H193V204H192ZM200 205H201V204H200ZM225 205H226V204H225ZM231 205H232V203H231ZM231 205H230V206H231ZM251 205H252V204H251ZM259 205H260V204H259ZM10 206H12V205H10ZM13 206H14V205H13ZM18 206H19V205H18ZM45 206H46V205H45ZM68 206H69V203H68ZM82 206H83V204H82ZM109 206H110V205H109ZM182 206H183V205H182ZM182 206H181V207H182ZM197 206H198V205H197ZM211 206H212V205H211ZM230 206H229V208H228L229 212L231 211V210H230ZM233 206H234V205H233ZM252 206L254 207V205H252ZM42 207H43V206H42ZM63 207H64V205H63ZM69 207H70V206H69ZM71 207H72V206H71ZM122 207H123V206H122ZM183 207H184V206H183ZM198 207L200 208V206H198ZM208 207H210V206H208ZM208 207H207V208H208ZM216 207H217V206H216ZM227 207H228V206H227ZM239 207H240V206H239ZM253 207H252V208H253ZM2 208H4V206L1 207V209H2ZM11 208H13V207H11ZM14 208H15V207H14ZM17 208H18V207H17ZM47 208H48V207H47ZM67 208H68V207H67ZM110 208H111V207H110ZM126 208H127V207H125L124 209H126ZM189 208H190V207H189ZM195 208H196V207H195ZM205 208H206V207H205ZM217 208H218V207H217ZM221 208H223V207H221ZM4 209H5V208H4ZM18 209H19V208H18ZM18 209H17V211H18ZM20 209H21V208H20ZM20 209H19V210H20ZM48 209H49V208H48ZM65 209H66V208H65ZM69 209H70V208H69ZM72 209H73V207H72ZM78 209H79V208H76V210L73 209V212H74V211H78ZM111 209H113V208H111ZM173 209H175V208H173ZM186 209H187V208H186ZM192 209H194V208H192ZM212 209H214V208H212ZM215 209H216V208H215ZM224 209H225V208H224ZM232 209H233V208H232ZM236 209H237V208H236ZM240 209H242V207H241ZM250 209H251V208H250ZM257 209H258V208H256L255 210H257ZM6 210H7V209H5V211H6ZM10 210H11V209H10ZM10 210H8V211L10 212ZM40 210H41V208H40ZM160 210H161V208H160ZM171 210H172V209H171ZM180 210H181V209H180ZM197 210H198V209H197ZM201 210H203V209H201ZM217 210H218V209H217ZM220 210H221V209H220ZM220 210H219V212H220ZM225 210H226V209H225ZM246 210H247V209H246ZM248 210H249V209H248ZM15 211H16V210H15ZM17 211H16V213H17ZM38 211H39V209L37 210V212H38ZM45 211H46V208H45ZM45 211L43 210V212H45ZM70 211H71V209H70ZM79 211H80V209H79ZM111 211H112V210H111ZM158 211H159V210H158ZM169 211H170V210H169ZM186 211H187V210H186ZM186 211H184V212H186ZM193 211H195V210H193ZM204 211H205V210H204ZM206 211H207V210H206ZM208 211H209V210H208ZM211 211H212V210H211ZM211 211H209V212L211 213ZM222 211H223V210H222ZM242 211H243V209H242ZM251 211H252V209L249 210L248 212H251ZM6 212H7V211H6ZM9 212H8V213H9ZM41 212H42V211H41ZM41 212H39V213H41ZM64 212H65L64 216H66V211L64 210ZM160 212H161V211H160ZM178 212H179V211H178ZM213 212H215V213L217 212V213H218V211H213ZM225 212H227V211H225ZM225 212H224V213H225ZM237 212L240 213L241 211H236V213H237ZM244 212H247V211H244ZM0 213H1V211H0ZM67 213H69V212L67 211ZM71 213H72V212H71ZM76 213H77V212H74V215H75ZM82 213H84V212H82ZM156 213H159V212H156ZM196 213L199 214V213H201V212H199V210H198ZM221 213H222V212H221ZM221 213H220V214H221ZM224 213H223V214H224ZM262 213H263V212H262ZM1 214H3V212H2ZM5 214H6V213H5ZM176 214H177V213H176ZM189 214H190V213H189ZM192 214H193V213H192ZM206 214H207V212H206ZM225 214H226V213H225ZM231 214H232V213H231ZM247 214H248V213H247ZM251 214H252V213H251ZM263 214H264V213H263ZM263 214L260 215L261 218L263 217ZM7 215H8V214H7ZM13 215L16 216L15 213H14ZM37 215H38V214H37ZM37 215H36V216H37ZM68 215H69V217L71 216V214H68ZM72 215H73V214H72ZM74 215H73V216H74ZM80 215H81V214H80ZM85 215H86V214H85ZM157 215H159V214H157ZM182 215H183V213H182ZM200 215H202V213H201ZM211 215H212V214H211ZM226 215H227V214H226ZM228 215H229V217H230V214H228ZM228 215H227V216H228ZM8 216H9V215H8ZM73 216H72V217H73ZM83 216H84V215H82V217H83ZM88 216H89V215H87L86 217H88ZM186 216H187V215H186ZM186 216H185V217H186ZM197 216H198V215H197ZM202 216L204 217V215H202ZM213 216H215V215H213ZM223 216H224V215H223ZM234 216H235V215H234ZM237 216H238V215H237ZM245 216H246V215H245ZM251 216H252V215H251ZM9 217H11V216H9ZM40 217H41V215H40ZM40 217H38V219H39ZM69 217H68V218H69ZM194 217H195V216H194ZM194 217H191V218H193V219H192V220L189 219V220H190V221H193V220L196 218V217H195V218H194ZM205 217H207V216H205ZM218 217H219V216H218ZM232 217H233V216H232ZM239 217H240V215H239ZM241 217H242V216H241ZM241 217H240V218H241ZM256 217H257V216H256ZM11 218H12V217H11ZM11 218H9V219H11ZM14 218H15V217H14ZM36 218H37V217H36ZM41 218H42V217H41ZM41 218H40V219H41ZM140 218H141V217H140ZM159 218H161V217H159ZM178 218H179V217H178ZM186 218H187V217H186ZM197 218H198V217H197ZM199 218H200V216H199ZM208 218H209V217H208ZM224 218H225V217H224ZM226 218H227V217H226ZM236 218H237V217H236ZM240 218H239V220H240ZM251 218H252V217H251ZM261 218H258V219H257V220H258L257 222H260V219H261ZM9 219H6V220L9 221ZM64 219H65V217H64ZM176 219H177V218H176ZM212 219H214V218L212 217ZM247 219H250V217L247 218ZM255 219H256V218H255ZM263 219H264V218H263ZM42 220H43V219H42ZM83 220H84V219H83ZM160 220H161V219H160ZM182 220H183V219H182ZM185 220H186V219H185ZM189 220H188V221H189ZM197 220H198V219H197ZM197 220H195V221L197 222ZM201 220H202V219H201ZM204 220H207V218L204 219ZM210 220H211V219H210ZM210 220H209V222H210ZM223 220H224V219H223ZM231 220H233V219L231 218ZM7 221H6V222H7ZM81 221H82V218H81ZM145 221H147V220H145ZM180 221H181V220H180ZM188 221H187V223H188ZM207 221H208V220H207ZM221 221H222V220H221ZM224 221H225V220H224ZM227 221H230V218H229V220H227ZM235 221H236V220H235ZM243 221H244V220H243ZM251 221H252V220H251ZM251 221H249V223H250ZM253 221H256V220L253 219ZM84 222H85V221H84ZM147 222H148V221H147ZM165 222H166V220H165ZM167 222H168V221H167ZM175 222H176V220H175ZM175 222H174V223H175ZM178 222H179V221H178ZM183 222H184V221H183ZM201 222H202V221H201ZM205 222H206V221H205ZM211 222H213V220H212ZM217 222H219L218 219H217ZM240 222H241V220H240ZM32 223H33V222H32ZM131 223H132V222H131ZM131 223H130V224H131ZM134 223H135V222H134ZM134 223H133V224H134ZM176 223H177V222H176ZM192 223H193V225L196 224V223H194V222H192ZM197 223H198V222H197ZM242 223L245 224L244 222H242ZM246 223H248V222H246ZM251 223H252V222H251ZM251 223H250V225H251ZM253 223H254V222H253ZM36 224H38V223H36ZM178 224H179V223H178ZM200 224H201V223H200ZM227 224H228V223H226V225H227ZM229 224H233V222H232V223H229ZM234 224H235V223H234ZM234 224H233V225H234ZM236 224H237V223H236ZM254 224L256 225V223H254ZM254 224H253V225H254ZM259 224H260V223H259ZM80 225H81V224H80ZM208 225H209V224H208ZM211 225H213V224L211 223ZM218 225H220V222L218 223ZM233 225H232V226H233ZM240 225H241V224H240ZM246 225H247V224H246ZM131 226H132V225H131ZM167 226H168V225H167ZM195 226H196V225H195ZM215 226H216V225H215ZM215 226H214V227H215ZM33 227H34V226H33ZM188 227H189V225H188ZM192 227H193V226H192ZM209 227H210V226H209ZM209 227H206V228H209ZM212 227H213V226H212ZM212 227H211V228H212ZM216 227H217V226H216ZM236 227H238V226H236ZM240 227H241V226H240ZM242 227H245V226H242ZM253 227L256 228V226H253ZM77 228H78V227H77ZM162 228H164V227H161V229H162ZM196 228H197V227H196ZM196 228H195V229H196ZM204 228H205V227H204ZM211 228H210V229H211ZM225 228H226V227H225ZM227 228H229V226H228ZM238 228H239V227H238ZM248 228H249V227H247V229H248ZM257 228H258V226H257ZM257 228H256V229H257ZM165 229H166V228H165ZM165 229H164V230H165ZM173 229H176V225H175V228H173ZM221 229H222V228H221ZM229 229H230V228H229ZM241 229H243V228H241ZM176 230H177V229H176ZM182 230H184V229H182ZM191 230H192V229H191ZM193 230H194V229H193ZM204 230H205V229H204ZM204 230H203V231H204ZM214 230H215V229H214ZM214 230H213V232H214ZM218 230H219V229H218ZM223 230H224V229H223ZM225 230H226V229H225ZM234 230H235V232H236V229H234ZM234 230H233L232 232H234ZM243 230H245V229H243ZM243 230H239L238 233H241L240 231L243 232ZM248 230H249V229H248ZM42 231H43V229H42ZM42 231H41V232H42ZM74 231H75V230H74ZM178 231H180V230H178ZM178 231H177V232H178ZM189 231H190V230H188V232H189ZM195 231H196V230H195ZM255 231H256V232H255ZM257 231H258V230H254V232H255V235H254V236H255V237L258 236V234H260V232H261V231H259V233H257ZM120 232H121V231H119V235H120ZM182 232H185V231H182ZM190 232H191V231H190ZM200 232H201V230H200ZM204 232H205V231H204ZM216 232H217V231H216ZM221 232H222V231H221ZM221 232H220V233H221ZM226 232H228V231H226ZM250 232H252V230H250ZM250 232H249V233H250ZM90 233H91V232H90ZM117 233H118V232H117ZM124 233H125V232H124ZM145 233H146V232H145ZM178 233H179V232H178ZM192 233H193V231H192ZM197 233H198V232H197ZM197 233H196V236H197V240H196V242H195V239H196V238H194V237L192 236V237L194 238V242L196 243L194 246H196V245L198 244L197 241H200V242H201V240H198V235H197ZM222 233H223V232H222ZM230 233H231V230H230ZM230 233H229V235H230ZM244 233H245V232H244ZM252 233H253V232H252ZM256 233H257V235H256ZM91 234H93V233H91ZM141 234H142V233H141ZM148 234H149V233H148ZM148 234H147V235H148ZM183 234H184V233H183ZM183 234H182V235H183ZM200 234H201V233H200ZM200 234H199V236H201ZM202 234H204V233H202ZM205 234H206V233H205ZM211 234L214 235V233H212V232H211ZM224 234H225V233H223V235H224ZM226 234H227V233H226ZM231 234H232V233H231ZM250 234H251V233H250ZM253 234H254V233H253ZM261 234H262V233H261ZM71 235H72V234H71ZM154 235H156V234H154ZM154 235L151 234V236H154ZM193 235H194V234H193ZM232 235H233V234H232ZM237 235H238L237 233L234 234V237L236 238V241L239 240V239H237V237H239V236H237ZM241 235H242V233H241ZM248 235H249V234H248ZM251 235H252V234H251ZM251 235H249L250 238H251ZM92 236H94V234H93ZM116 236H117V235H116ZM138 236H140L139 233H138ZM138 236H137V238H138ZM144 236H145V235H144ZM151 236H149V237H151ZM217 236L219 237V235L216 234V237H217ZM224 236H225V235H224ZM230 236H231V235H230ZM243 236H244V234H243ZM262 236H264V235L262 234ZM89 237H90V236H89ZM121 237H122V236H121ZM154 237H155V236H154ZM156 237H157V236H156ZM192 237L189 238V239H192ZM203 237H206V236H203ZM210 237H211V236H210ZM210 237H208V238H210ZM216 237H215V238H216ZM220 237H221V236H220ZM227 237H228V236H227ZM240 237H241V236H240ZM87 238H88V237H87ZM93 238H94V237H93ZM115 238H116V237H115ZM133 238H134V237H133ZM137 238H136V239H137ZM144 238H145V237H143V239H144ZM169 238H170V237H169ZM181 238H182V237H181ZM199 238H200V237H199ZM201 238H202V237H201ZM235 238H234V239H235ZM256 238H257V237H256ZM47 239H49V238H47ZM118 239H119V238H118ZM129 239H131V238L129 237ZM147 239H148V238H147ZM189 239H187V240H188V243L190 244L189 241H191V240H189ZM204 239H205V238H204ZM217 239H218V238H217ZM217 239H216V240H217ZM222 239H223V237H222ZM227 239L229 240V238H227ZM227 239H223V241H225V240H227ZM245 239H246V237H245ZM248 239H249V238H248ZM248 239L245 240V241H248ZM262 239H264V238H261V237H260L261 242L263 241ZM115 240H116V239H115ZM115 240H114V241H115ZM120 240H121V239H120ZM126 240H127V237H126ZM126 240H125V241H126ZM139 240H140V238H139ZM144 240H146V239H144ZM171 240H172V239H171ZM231 240H233V239H231ZM243 240H244V239H242V240L240 239V241H243ZM254 240H255V239H254ZM122 241H123V240H122ZM122 241H120V242H122ZM125 241H124V242H125ZM155 241H156V239H155ZM180 241H181V240H180ZM202 241H203V240H202ZM211 241H212V240H211ZM234 241H235V240H234ZM245 241H244V242H240V243H245ZM251 241H252V240H251ZM256 241H257V240H256ZM258 241H259V240H258ZM258 241H257V242H258ZM118 242H119V241H118ZM124 242H123V243H124ZM139 242H141V241H139ZM147 242H148V241H147ZM167 242H168V241H167ZM169 242H170V239H169ZM171 242H173V241H171ZM192 242H193V240L191 241V243H192ZM205 242H207V244H208V241H205ZM213 242H214V239H213ZM213 242H212V243H213ZM215 242H216V241H215ZM215 242H214V245H211V244H210L211 247H213V246H215V245L217 244V243L215 244ZM231 242H232V244H234L233 241H231ZM231 242H230V243H231ZM238 242H239V241H238ZM249 242H250V240H249ZM263 242H264V241H263ZM115 243H117V242H115ZM126 243H127V242H126ZM134 243H136V242L134 241ZM134 243H133V244H134ZM142 243H143V242H142ZM152 243H153V242H152ZM152 243H151V244H152ZM155 243H156V242H155ZM188 243H186V244H188ZM202 243H203V244H206V243H204V242H202ZM225 243H228V242L226 241ZM225 243H224V244H225ZM247 243H248V242H247ZM247 243H246V245H247ZM259 243H260V241H259ZM259 243H258V244H259ZM117 244H118V243H117ZM143 244H144V243H143ZM147 244H148V243H146V245H147ZM149 244H150V243H149ZM151 244H150V245H151ZM183 244H184V243H182L181 245L183 246ZM186 244H185V245H186ZM189 244H188L187 246H190V245H191V244H190V245H189ZM207 244H206V245H207ZM221 244H223V243H221ZM221 244H220V245H221ZM224 244H223L222 248H224ZM228 244H229V243H228ZM236 244H237V243H236ZM255 244H256V242H255ZM263 244H264V243H262L261 245H263ZM122 245H123V244H122ZM129 245H130V243H129ZM137 245H138V244H137ZM154 245H156V244H154ZM179 245H180V244H179ZM201 245H202V244H201ZM217 245L219 246V244H217ZM217 245H216V246H217ZM226 245H227V244H226ZM230 245H231V244H230ZM234 245H235V244H234ZM242 245H243V244H242ZM256 245H257V244H256ZM59 246H61V245H59ZM116 246H117V245H116ZM131 246H132V245H131ZM134 246H135V244H134ZM139 246H140V244H139ZM139 246H138V247H139ZM147 246H148V245H147ZM158 246H159V245H158ZM158 246H157V247H158ZM165 246H166V245H165ZM191 246H193V245H191ZM194 246H193V247H194ZM204 246H205V245H203V247H204ZM231 246H232V245H231ZM235 246H236V245H235ZM244 246H245V245H244ZM244 246H243V247H244ZM250 246H251V243H250ZM263 246H264V245H263ZM118 247H119V245H118ZM122 247H124V246H122ZM136 247H137V246H136ZM136 247H135V248H136ZM143 247H144V246H143ZM150 247H151V246H150ZM150 247H149V248H150ZM157 247H156V248H157ZM160 247H161V246H160ZM178 247L181 248V246H178ZM198 247H199V245H198ZM206 247H207V246H205L204 249L207 250L208 248H206ZM208 247L211 248L210 246H208ZM228 247H230V246L228 245ZM238 247L240 248V250L243 249V247L241 248L240 245L238 244V246L235 247L236 250L238 249ZM247 247L249 248V246H247ZM254 247H255V246H254ZM257 247H258V246H256L255 248H257ZM260 247H261V246H260ZM56 248H57V247H56ZM56 248H55V250H56ZM63 248H64V247H63ZM115 248H116V247H115ZM115 248H114V249H115ZM120 248H121V247H120ZM133 248H134V247H133ZM133 248L130 247V246L124 248V249L127 250V251H126V252H127V255L131 254L130 251H132ZM139 248H140V247H139ZM141 248H142V247H141ZM145 248H146V247H145ZM151 248H152V247H151ZM151 248H150V249H151ZM174 248H177V247H174ZM194 248H195V247H194ZM218 248L220 249V251H222L220 247H218ZM225 248H226V247H225ZM231 248H232V247H231ZM235 248L233 247V249H234V253H236ZM244 248H245V247H244ZM248 248H246V249L248 250ZM58 249H59V248H58ZM114 249H113V250H114ZM118 249H119V248H118ZM157 249H159V248H157ZM161 249H162V247H161ZM161 249H159V250H161ZM181 249H182V248H181ZM195 249H196V248H195ZM195 249H194V250H195ZM199 249H200V248H199ZM202 249H203V248H202ZM212 249H213V248H212ZM219 249H217V247H216V251H217V250L219 251ZM257 249H259V248H257ZM257 249H256V251H257ZM60 250H61V249H60ZM64 250H65V249H64ZM66 250H68V249H66ZM116 250H117V249H116ZM141 250H142V249H141ZM144 250H145V249H144ZM154 250H155V249H154ZM206 250H205V251H206ZM208 250H209V249H208ZM208 250H207V251H208ZM226 250H227V249H226ZM231 250H232V249H231ZM238 250H239V249H238ZM243 250H244V249H243ZM250 250H252V249H250ZM253 250H254V249H253ZM253 250H252V251H253ZM259 250H260V249H259ZM41 251H42V249H41ZM44 251H45V250H44ZM44 251H42V252H44ZM58 251H59V250H58ZM80 251H81V250H80ZM83 251H84V250H83ZM145 251H146V250H145ZM145 251H144V252H145ZM155 251H156V250H155ZM162 251H163V249H162ZM173 251H174V249H173ZM173 251H172V252H173ZM177 251H178V250H177ZM177 251H176V253H178ZM195 251H196V250H195ZM197 251H198V250H197ZM197 251H196V252H197ZM203 251H204V250H202V252H203ZM205 251H204V252H205ZM212 251H213V250H212ZM218 251H217V252H218ZM245 251H246V250H245ZM45 252H46V253H49V251H45ZM50 252H52V251H50ZM54 252H55V251H54ZM118 252H119V251H118ZM133 252H134V251H133ZM138 252H139V251H138ZM146 252H147V251H146ZM146 252H145V253H146ZM156 252H158V251H156ZM163 252H164V251H163ZM163 252H162V253H163ZM174 252H175V251H174ZM179 252H180V251H179ZM199 252H200V251H199ZM199 252H198V253H199ZM222 252H223V251H222ZM258 252H262V250H261V251H258ZM46 253H43V254H46ZM52 253H53V252H52ZM121 253H122V252H120V254H118V255H121ZM123 253H124V252H123ZM128 253H129V254H128ZM139 253H140V252H139ZM147 253H148V252H147ZM154 253H155V252H154ZM192 253H193V252H192ZM210 253H212V252H210ZM226 253H227V251H226ZM226 253H225V255H226V257L228 258L230 254L227 256ZM229 253H230V251H229ZM231 253H233V251H231ZM237 253H238V252H237ZM239 253L242 254L243 251H240ZM250 253H251V252H250ZM252 253H253V252H252ZM252 253H251V254H252ZM254 253H255V252H254ZM254 253H253V255H254ZM41 254H42V253H41ZM43 254H42V255H43ZM68 254H69V253H68ZM110 254H112V252H111ZM113 254H115V253L113 252ZM116 254H117V253H116ZM136 254H137V253H136ZM136 254H135V255H136ZM148 254H149V253H148ZM172 254H173V253H172ZM202 254H203V253H202ZM206 254H207V253H206ZM206 254H205V255H206ZM216 254H217V253H216ZM216 254H215V256H216ZM218 254H219V255H222V254H220V252H219ZM243 254H244V253H243ZM246 254H247V253H246ZM257 254H258V253H257ZM257 254H256V255H257ZM262 254H263V253H262ZM39 255H40V254H39ZM47 255H48V254H47ZM49 255H50V254H49ZM60 255H62V254H60ZM63 255H64V254H63ZM63 255H62V256H63ZM124 255H125V253H124ZM131 255H132V254H131ZM139 255H140V254H139ZM154 255H155V254H154ZM162 255H163V254H162ZM174 255H175V254H174ZM174 255H171V252H170V255H169L168 252H167V255H166V254L163 255L161 260L164 261V262H165V261H168V260H169V261H170V260H173V261H174L173 264H188V263H186L187 261L184 262L185 260H183V259H184V257H183L184 255L180 256V257H182L183 259L180 258V257H177V256L180 255V254H178L177 256H176V255L174 256ZM200 255H201V254H200ZM208 255L210 256L211 254L208 253L206 257H208ZM236 255H237V254H236ZM248 255H249V254H248ZM253 255H252V256H253ZM258 255L261 256L260 254H258ZM263 255H264V254H263ZM263 255H262V257H263ZM57 256H58V255H57ZM67 256H68V255H67ZM69 256H70V254H69ZM121 256H122V255H121ZM129 256H130V255H129ZM144 256H146V255L144 254ZM155 256H157V255H155ZM159 256H160V255H159ZM186 256H189V254L186 255ZM197 256H198V255H197ZM215 256H214V257H215ZM252 256H250V257H252ZM50 257H51V256H50ZM53 257H54V256H53ZM63 257H66V256H63ZM111 257H112V256H111ZM119 257H120V256H119ZM149 257H150V256H149ZM152 257H153V256H152ZM190 257H191V255H190ZM241 257H242V256H241ZM241 257H240V258H241ZM243 257H244V255H243ZM243 257H242V258H243ZM245 257H246V255H245ZM37 258H39V257H36V259H37ZM43 258H44V257H43ZM43 258H42V259H43ZM60 258H61V256H60ZM112 258H113V257H112ZM115 258H117V257H115ZM132 258H133V257H132ZM136 258L139 259L140 256H138V257H136ZM203 258H204V257H203ZM203 258L201 257L202 260H204ZM208 258H209V257H208ZM208 258H205V261H206V259L208 260ZM212 258H213V257H212ZM222 258H223V262H224V261H225V260H224L225 257H222ZM222 258H220V259L222 260ZM230 258H232V257H230ZM238 258H239V257H238ZM238 258H236V259L238 260ZM240 258H239V259H240ZM242 258H241V260H242ZM42 259H41V261H42ZM54 259H55V258H54ZM54 259L51 258L52 261H54ZM58 259H59V258H58ZM62 259H64V258H62ZM65 259H66V258H65ZM121 259H123V257L120 258V260H121ZM129 259H130V258H129ZM157 259H158V258H157ZM188 259H189V258H188ZM190 259H191V258H190ZM192 259H193V258H192ZM196 259H197V258H196ZM199 259H200V256H199ZM201 259H200V261H202ZM210 259H211V257H210ZM213 259H214V258H213ZM213 259H212V263H213ZM225 259H226V258H225ZM38 260H40V259H38ZM38 260H37V261H38ZM117 260L119 261V259H117ZM125 260H126V259H125ZM142 260H143V259H142ZM149 260H150V259H149ZM151 260H153V259L151 258ZM151 260H150V261H151ZM154 260H155V259H154ZM193 260H194V259H193ZM197 260H198V259H197ZM215 260H216V259H215ZM228 260H231V259H228ZM241 260H238V262L240 263ZM248 260H249V259H247V261H246L247 263H248ZM52 261H51V262H52ZM56 261H57V260H56ZM114 261H115V260H114ZM144 261H145V260H144ZM146 261H148V260H146ZM169 261H168V262H169ZM190 261H191V260H190ZM218 261H219V260H218ZM232 261H233V258H232V260L229 261V262H231L232 264H234ZM235 261H236V260H235ZM250 261H251V260H250ZM34 262H35V260H34ZM38 262H39V261H38ZM45 262H46V261H45ZM119 262H120V261H119ZM128 262H129V261H128ZM152 262H153V261H152ZM159 262H160V261H159ZM168 262H167L166 264H168ZM195 262H196V260H195ZM197 262H198V261H197ZM197 262H196V263H197ZM210 262H211V261H210ZM210 262H209V263H210ZM226 262H227V260H226ZM226 262H225V264H227ZM246 262H245V263H246ZM47 263H48V262H47ZM47 263H46V264H47ZM115 263H116V262H115ZM143 263H145V262H143ZM170 263H171V262H170ZM196 263H194V264H196ZM199 263H200V262H199ZM201 263L206 264V263H204V262H201ZM215 263H216V262H215ZM219 263H222V261L219 262ZM245 263H244V264H245ZM263 263H264V259L261 258L260 260H259V259L252 260L249 264H263ZM33 264H34V263H33ZM117 264H119V263H117ZM120 264H121V262H120ZM153 264H155V262H154ZM171 264H172V263H171ZM197 264H198V263H197ZM240 264H241V263H240Z\"/></svg>","mask_w":264,"mask_h":264}]
</instances>
